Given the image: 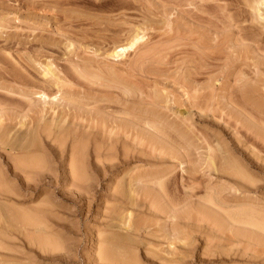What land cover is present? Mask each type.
Here are the masks:
<instances>
[{
    "label": "rangeland",
    "instance_id": "1",
    "mask_svg": "<svg viewBox=\"0 0 264 264\" xmlns=\"http://www.w3.org/2000/svg\"><path fill=\"white\" fill-rule=\"evenodd\" d=\"M121 1L123 2V5H122V3H120ZM130 1H132V0H128V2H127L128 6H126L127 3L125 4L124 0H0V102H1L0 103V114H2V116H4L6 118L5 119L4 117H2L0 115V118L2 117L1 119L3 120L2 121L0 119V124H2V127L0 125V128H3V130L0 129L1 130L0 132L1 133L4 132L5 128L7 129L5 131H8V130L10 131V129H12L11 130L12 132L10 131L11 132L10 137L12 138L13 135H15L12 138V140H13V139H15L16 136L18 137L19 134H23L24 131H25L24 135L27 133V131H28V133H30V131L32 129L34 131L35 130L34 128L37 126V124L40 127L44 126L48 123L49 124L51 123L53 125V127H52V125L50 124L51 125L50 128L53 129V130L52 129L50 130V132L52 131L51 136H50V134H51L50 132H46V131H42V130L39 131V135L37 134L38 136L41 135L40 137H38V139L39 138L40 139L39 140L37 139V141H39V143H40V145L38 143L39 147H41V146L42 147L40 149L41 152L38 151L39 153L34 152L35 151V149H34L33 154L35 156L32 154L33 148L32 149L29 148L31 150L30 152L28 149L27 150L24 149V151L15 153V152L10 151V147H8L9 144L6 145L5 147H3L2 144H0V171H1L0 174H1V176L3 175L2 179H4L3 183H5V187H7V186L11 187L12 186L11 188L12 189L14 188L13 190L16 189L14 193L15 194L18 193L16 195H17V197L19 196L18 197L19 199H17V198H16L17 200L15 199L16 204L13 203V205H15V207H12V208L15 209L16 205L18 204L17 206L19 208H16V209H19V210L22 209L23 210V207H24V209L27 210L30 207L29 204H32L31 207L29 208V209H32L35 206V204H36V206H39L40 204L42 205V203H43V202L42 203H39V202H41V201L47 202L48 201L50 204L47 203L46 205H48L49 207L52 206L51 207L52 210H50L49 212L53 213V214L51 213V215H49L50 217L49 216L48 217H49V220H51V222L54 223V225H55L54 227L57 230V231L55 230V233L53 235V238L55 237L56 238L55 240L57 242L56 243L57 246H55L56 250L46 251L45 253H43L42 256H41L42 253L41 254L37 253L35 256L32 254L34 252L32 251L31 248H27V249L25 248V250H24L22 244H21V247H19L20 246L19 245V246L12 248V249H10L9 247H4V248L2 247V249L0 250V258H2V259H0V261H5V262L4 263L1 262V263L2 264H29L28 262L30 261V264H104L107 261L99 260V258L96 255V248L98 245L97 244L98 241H96V240H98L97 236L98 237H105V236H109V234L112 235L114 233L115 234L113 236H115L119 233H122V232H120L121 229L119 227H117L118 217H119V214L120 215L124 214V212H126L129 209V211L132 213V221L134 223H136L138 221V219L140 220V217H141V221L145 220L146 216H147V218H149V219L145 220V221L149 222V224L147 225L148 228H146L147 230H145V227H144L143 228L144 230H142V231L140 230L138 235H139V238L140 237L141 238H140V240L138 239V245H136V247H134V249H133V247H128L129 248L128 249L125 244H123V246L126 248L122 247L121 241H119V243L117 241H115L113 243L115 244V246H117V244L118 245L120 244V246L122 247L121 248L119 246L121 249L118 247V249H120V252L124 253L126 251V253H124V254H126L127 256L129 254L132 255V257H134V259H136V260H134V262L136 261V264H139V263L140 264H160L162 262H164L162 264H188V263L189 264H246L247 262H248L247 264H257V263L258 264H264L263 263L264 257H262L263 252H264V249H263L264 247L261 248L263 245L261 242L259 243L257 241L255 244L253 243V246L254 245L256 246V247L255 246L253 247L254 250L257 248L255 251L258 252L259 250H261L259 252L260 253L262 252L261 253L262 256H260V259H258L259 257L256 259H252V258L250 259L248 256L247 257L243 256L244 257V259H243L242 255L240 253L241 251H243L241 249L246 244L243 239H242L243 241L241 239H239L240 242H238V240L236 238L234 239L231 237L232 239H230V238H228V234L225 231H224L225 233L224 232L221 233L222 236H220L221 231L217 230L218 235H216L215 231L217 228H214L215 226H212L211 222H207L205 220L207 222V223H205L203 221L202 217H200V216H197V217H199L197 219L199 221L195 220V222H194L195 225L194 224L190 225L191 222L193 223L194 217L197 218L195 216V214L197 215V212H196V210L194 212V209L197 208L199 205L198 200L199 199L202 200V198H206L208 196L205 192H208L206 189H209V191H210L209 187H212V184L214 185V187H213V189L211 188V190H213V192L211 191L210 194L214 195L212 197L217 202L221 201L224 203L225 200H227L225 202V205H231V204L234 205L236 203L238 204L239 202H240L239 204H241V203L246 202V201L247 202L248 201H254V202H258V203L264 205V203H263L264 202V169H263L264 164H261V160H262V163H264V159H262V158H264V134H261L260 131L255 130L253 128L252 129L249 128V130H247V129L245 130L244 126H246V125H248V127H251V126L249 124H247V122L244 123L245 120H243V122L241 119H240L241 122L237 121L236 120L237 116H236V114H234L236 112L235 111L236 103L238 104L237 108H239V103L242 102L243 104L246 103V105L244 104L243 106H240L241 110L244 108V106H246L248 109L247 110L245 107V110L243 109L244 111H246V110L251 111V109L254 107L253 108L254 111H251L253 116H256V118H257L260 115V117L258 119L262 118V120H264V117H263L264 116V114H263V112H264V96L263 95L264 94H262V92H264L263 87H262V90H260L261 87H253L255 91L257 90V92H255V91L252 92L250 90H247L246 89L247 87L242 88L241 84L243 83L242 81H244V80L242 78H240L241 76L239 75V73L240 74L244 73L245 74L244 76H249L248 78L251 77L252 82H254V83H252V85H256V86H258L259 84H262V86L264 85L263 84L264 64H262L264 62H262L263 60L260 56L257 57L258 55H256V50L258 49V47L259 48H260V46L264 47V45H263L264 44V40H263L264 39V34H263L264 28L261 26L262 24L258 22L260 20L257 21V19L254 17V14H252L253 12L248 8V6L251 4V1L253 3V0H229V2H228V0H214V1L213 0H206V1L205 0H181V1L180 0H178V1L177 0L176 1L175 0H171V1L170 0H142V1L137 0L139 3L138 2L136 3V1H132V2H130ZM146 1H147V3H146ZM237 1H240V2H238V4H237ZM245 1H247V6H246ZM130 3H131V5H129ZM182 3H183V5H182ZM244 3H245V6H244ZM181 5H182V7H181ZM214 5L216 8L214 7ZM201 6H203V7L201 8ZM126 7H129V9H126ZM200 8H201V10H199ZM208 8H209V10H208ZM220 9H222V10H220ZM105 10H107V11H105ZM175 10L176 11L178 10V11L176 12ZM179 10L180 11L182 10V11L180 12ZM200 11H202V12H200ZM203 11H206V12H203ZM213 14H215V15H213ZM169 16H170V18H169ZM247 17H248V20H247ZM93 19H95V20H93ZM196 19H198L199 21ZM232 21H234V22H232ZM253 21L255 23H253ZM243 23H244V25H243ZM250 24H252L253 27ZM141 25H143V26H141ZM254 25H258V26H254ZM132 26H133V28H132ZM240 26L245 27V28L241 29ZM137 27L141 30V33H142L141 35L143 37L142 41L140 43L141 44L140 48L137 47V49H135L134 52H133V50L129 51L126 55V59H125V57L122 59H118L119 61L120 60H122L123 62L125 61L126 65H125V63L122 64V61L119 62L118 60L113 61V59H109L106 54H109L111 52L112 49H110V48H114L117 46H126L125 44L127 43L129 36H131L130 34H132L133 33L132 31L137 29ZM246 28H248V29H246ZM132 29H134V30H132ZM99 30H101V31H99ZM125 30H127V31H125ZM239 32H241V33H239ZM162 34H163V36H162ZM241 34L243 36H241ZM180 35H181V37H180ZM200 35H201V37H200ZM257 35H259L260 37ZM240 36L246 37V38H241ZM238 37H239V39L241 38L242 41L241 40L236 41V39H238ZM243 39L244 40L246 39L245 40L246 42ZM148 40H149V43H148ZM116 42H119V43H116ZM181 42H182V44H181ZM67 43L68 44L71 43V44L68 45ZM209 43L211 46L209 45ZM151 44H153V45H151ZM259 44H260V46H259ZM114 45H116V46H114ZM161 45L163 47H161ZM165 47H168V48H165ZM146 48H149V49L146 50ZM160 49H162V50H160ZM207 49H209V50H207ZM109 50H110V52H109ZM154 50H156V51H154ZM198 50H199V52H198ZM262 50L264 51V48ZM97 51H99V52L97 53ZM174 52H176V53H174ZM136 53L140 55V59L142 57V59L139 60L140 64L138 62L136 63L134 71H133V69L130 71L129 68H126L127 70L124 69L125 67H127V62H130L131 59H133L134 57H136V59L139 58L138 57L139 55H137ZM197 53H200L201 55L197 54ZM260 53L261 52L259 51L258 54H260ZM98 54H99V56H98ZM188 54H190V55H188ZM261 54H263V53H261ZM148 55H149V57L147 58ZM104 57H106V58H104ZM181 57L183 58V60ZM256 58L257 59L259 58V59L256 60ZM108 60H109V62H111V61H113V62H111V64H110L108 62ZM133 60H135V58ZM160 60L162 63L160 62ZM165 60H166V62H165ZM176 60H178V61H176ZM115 61L117 63H115ZM179 61H181V62H179ZM141 62L143 63V65ZM145 62L147 64H145ZM199 63H200V66H199ZM257 63H258V65H257ZM77 64H79L80 67H77L78 66ZM80 64H82V65H80ZM91 64H92V66L94 64H96V65L93 67H90ZM112 64H114V65H112ZM137 64L139 65V67L137 66ZM99 65H100V67H99ZM103 65L107 66V67H105L106 69L104 68ZM194 65H196V66H194ZM202 65H203V67H202ZM101 66H102V69H101ZM116 66H117V68H115ZM85 67H86V69H85ZM87 67H89V68H87ZM94 67L98 71H96L94 69ZM98 67H99V69H97ZM112 67H113V69H111ZM136 67H138V68H136ZM44 68L49 70V72H50L49 76H51V74H52V76L54 78L53 77H51V78H53L54 81H52V79L49 76H46V79H48L46 81L44 73H42V72H44ZM238 68H240L241 70L239 71ZM40 69H42V70H40ZM83 69H84V71H83ZM107 69H110V70H108L105 74H103L104 73L103 70L105 71ZM258 69L259 70L261 69L260 72L258 71ZM71 70H72V72H71ZM79 70H80V72L83 71L82 73H85V75H84L85 77L83 76L82 73L79 72ZM94 70H95V72H94ZM120 70L121 71L124 70V71L121 72ZM125 70L129 71V72H126ZM139 70H141V72ZM161 70H162V72H161ZM174 70H176V72ZM189 70H191V72H189ZM66 71H67V73H66ZM74 71L75 72L78 71V72L75 73ZM109 71L112 73L110 75L111 78H109V73H110ZM114 72H119L120 74H118V73L115 74ZM124 72H126V73H124ZM132 72H134L135 74ZM256 72L259 74L258 76H257ZM123 73L126 75H123ZM131 73L133 74V76H131ZM235 73H236V76H235ZM87 74H89V75H87ZM92 74H94V75L92 76ZM250 74H251V76H250ZM97 75H98V77H97ZM113 75H114V77H113ZM116 75L118 76L119 79L115 78V77H117ZM187 75L190 76V78ZM237 75H238V77H237ZM105 76H107V78H109V79H107L109 81H106ZM120 76H122L123 78ZM255 76H257L259 78H256ZM260 76H262V78ZM88 77H89V79H88ZM180 77L182 78L180 84L181 83L182 84L179 87V86H177L179 84L175 85L174 83H179L178 81L180 80ZM236 77L238 79L240 78L241 83H239L240 81L237 82L238 79ZM14 78H15V80H14ZM95 78H97V79H95ZM130 78H133V79L128 80ZM134 78H135V80H134ZM159 78L164 79V80H160ZM125 79H127L125 82L122 81ZM173 79H176L175 80L176 82ZM183 79L185 80L184 82L188 84V85L186 84L187 86L185 85V83H183V81H182ZM253 79H255V81H253ZM260 79L262 80V83H261ZM55 80H56V82H57V80L58 81L60 80L61 83L60 82L59 83L61 84V87H60V84L55 85L52 83V82L55 83ZM118 80H120L121 82ZM50 81H51V83H50ZM112 81H114L117 85L113 84L114 82L112 83ZM66 83H67V85L63 86ZM122 83H125V84H122ZM144 83H146L147 85ZM194 83L200 87H195L196 85L193 86ZM68 84H71L72 87ZM102 84H103V87H102ZM133 84L134 85L137 84V85L133 86ZM140 84H142V85H140ZM189 84L193 88L192 87L190 88ZM112 85H113V87H112ZM156 85H157V87H155ZM240 85H241V87H240ZM62 86L64 88H62ZM236 86L238 88H236ZM6 87H7V89H2V88H6ZM9 87H11V88H9ZM159 87H161V88H159ZM239 87L241 88L240 90H239ZM14 88H16V89H14ZM71 88H72V90H71ZM96 88H98V89H96ZM194 88H198V89H194ZM10 89H11V91H10ZM20 89H22L21 92L19 91ZM54 89L57 90L58 92L62 91L61 93L65 94V95L62 94L63 95L62 96L61 93L56 92ZM82 89H84V90H82ZM166 89L169 92L166 91ZM188 89H190V91ZM243 89H245V90L243 91ZM23 90H24V94H23L24 97L19 96L23 93ZM42 90H43V92H46V96H52V94L53 95L60 94L58 96H60V97L62 96V98L65 96V99L66 98L68 99V97H69V98H71L70 100H72V102L66 103V102H69L66 100V102H62V104H63L62 105L61 101H60V103H50V101L48 102L46 100V103H44V102H42V99H38L40 97L39 93ZM128 90H130V91L132 90L131 94L129 93L130 91H128ZM191 90H192V92H194L195 90L196 91L194 93H192ZM204 90H207V91H204ZM237 90H239V91L236 93ZM29 91L32 93V94H30V99H29V93H30ZM33 91H35L36 95H34ZM183 91H184V93H182ZM203 91H204V93H203ZM260 91H262V92H260ZM7 92H10V93H7ZM53 92H56V93H53ZM78 92H80V93H78ZM85 92H87V93H85ZM94 92L96 94H94ZM171 92H172V94H171ZM190 92L192 93V95L194 94V96H192ZM247 92H249V93H247ZM124 93L125 94L129 93L130 95L129 94L125 95ZM187 93H189L188 99H187ZM195 93H197V95ZM198 93H200V95H198ZM250 93L252 96L250 95ZM236 94H238V95H236ZM113 95L117 96V97H114ZM128 95H129V97H128ZM160 95H162L164 97L166 95H168V96H166V98L163 97V99H161ZM195 95L198 98H196ZM243 95L246 97H244ZM247 95H249V96H247ZM253 95H254V97H253ZM5 96H6V98H5ZM8 96H10V97H8ZM27 96H28V98H26ZM239 96L241 97V99ZM172 97L175 99L173 100ZM16 98H18V99H16ZM20 98L23 100L21 101ZM105 98H106V100H105ZM144 98H147V99H144ZM159 98L161 99L162 102L159 101L160 100ZM178 98H180V99H178ZM214 98H215V101H214ZM244 98H245V100H244ZM26 99H28V100H26ZM65 99H64V101H65ZM73 99H74V103H73ZM156 99H159L158 101L160 103L158 101H156ZM198 99H200V100H198ZM239 99H240V101H239ZM246 99H248V100H246ZM153 100H155V101H153ZM177 100H178V103L176 102ZM193 100H195L194 103H193ZM14 101H16L17 104ZM30 101H32V102H30ZM172 101L176 102V104L174 102L172 103ZM198 101H200V103ZM237 101H239V102H237ZM244 101H246V102H244ZM189 102L190 103L192 102V103L190 104ZM233 102H235V103H233ZM64 103H66V104H64ZM150 103H153L154 105L150 104ZM206 103H207V105H206ZM242 103L240 105H242ZM53 104H55V105H53ZM60 104L62 107L61 106L59 107ZM198 104H199V107H198ZM248 104H250V105H248ZM147 105H148V107H147ZM233 105H234V108L232 107ZM1 106H3V107H1ZM105 106L106 107L108 106V107L106 108ZM216 106H218V107H216ZM51 107H53V108H51ZM70 107H71V109H70ZM122 107H124V108H122ZM92 108H94V109L92 110ZM96 108H98V109H96ZM115 108L120 109L122 112L124 110L125 111L124 114H126L128 112L129 113L134 112V114H136V116H138V120H139V118H141L143 120L142 121L140 119L141 120L140 122L143 124H144L145 119L151 120L152 123H154V121L156 122L157 121L156 119L162 120L161 123L165 122V123H162V126L158 124L160 120H158L156 123L160 127H162L163 132L166 133V137L168 136L170 139L168 138L167 141L165 139V141L163 140V142L160 140L164 136L161 139H160V136H158V137L155 136V138L156 137L159 138V141L156 139H154L155 141H153L152 140L153 138L151 140H149V138H147L145 136H144L145 138L143 137V139H142L141 135H143V134L136 136V139H135V134H133L134 132L131 133L130 131H128V132H130L131 135L129 133L128 137H127V135L125 136V134H128L127 131L126 132L124 131L126 128L125 126H127L128 122L124 121V123H126V125H125L122 122L123 120L121 121V123L124 124V126L121 125L124 127V129L122 127L121 128L119 127L120 130H118L119 129V128H117L118 125H117V127H114V126H116V122L115 123L113 122V120H114L113 117L119 118L120 117L119 115H121V116L123 115V113L122 114L120 113L121 112L120 110L118 111ZM144 108H146V109H144ZM191 108H193V109H191ZM50 109H52V110H50ZM151 109H156L157 112L154 110H151ZM217 109H219V110H217ZM42 110H44V112ZM212 110H214V111H212ZM260 110L263 112H261ZM51 111H53V114ZM102 111H103V113H102ZM255 111H256V113H255ZM71 112H73V113H71ZM75 112H76V114H75ZM153 112L154 113L156 112V113L154 114ZM159 112H160V114H159ZM200 112H201V114H200ZM253 112L257 115H255ZM54 113H55V116H54ZM248 113H250V112H248ZM260 113L263 114V116ZM186 114H188V116ZM183 115H184V119H182ZM49 116H51V117H49ZM88 116H90V117H88ZM178 116H180V117H178ZM43 117H44V119H43ZM99 117H101V118H99ZM170 117L171 118L174 117V118L171 119ZM61 118L64 119L65 124H63L64 122L61 121L62 120ZM52 120H54V121H52ZM45 121H46V124H44ZM51 121L54 123H52ZM56 121H58L57 122L58 125H57ZM193 121H194V123H193ZM167 122H168V125H166V126L163 125V124H167ZM236 122H237V124H236ZM21 123L24 124L23 127L19 126V125H21ZM39 123H40V125H39ZM67 123H68V125H67ZM77 123H79V124H77ZM183 123L187 125L186 128H185L186 125H184ZM188 123L189 124L191 123V124L189 125ZM86 124L89 126H87ZM90 124H92V125H90ZM50 125H48V126H50ZM141 125L142 124H140V126H139L140 130L142 128ZM170 125H173V126L170 128ZM242 125H243V129L241 127ZM78 126H80V127L78 128ZM195 126H197V127H195ZM62 127H64L63 129L68 130L70 133L72 131L73 132L70 135H67V136L63 135L61 137V134L58 133L57 128H61V130H63ZM68 127H70V128H68ZM98 127H100V128H98ZM107 127H109V128H107ZM235 128H237V129H235ZM14 129H15V131H14ZM54 129H56V130H54ZM105 129H106V131L108 129V131L106 132ZM186 129H188V130H186ZM192 129H193V131H192ZM122 130H123V132H122ZM140 130H138V131H140ZM88 131H89V133L91 132L90 133L91 135L88 133ZM247 131H248V133H247ZM256 131L259 132V134H261V136L259 135V138H258ZM55 132H56L55 135H57V133L59 134L58 135V136H60L59 138L54 135ZM168 132H169L170 136H169V134L167 135ZM42 133H44V134H42ZM48 133H49V135H48ZM141 133H142V131H141ZM252 133H254L255 135ZM72 134L73 135L75 134L74 137H72ZM82 134H84V135H82ZM86 134H88V135L86 136ZM144 135H146V134L144 133ZM65 136L67 138L68 137L69 138L64 141ZM75 136H76V138H75ZM130 136L134 137L135 140L133 138H131ZM146 136H148V135H146ZM184 136H186V137H184ZM234 136H235V138H234ZM137 137L138 138L140 137L139 140H137L138 139ZM149 137H150V135H149ZM60 138H62L61 140L64 143V145L61 142ZM88 138H89V140H87V143H85L86 139H88ZM239 138H241V139H239ZM71 139H72V142H71ZM103 139H105V140H103ZM108 139L110 141H107ZM112 139H113V141H112ZM172 139L175 140L177 144L176 143L173 144L175 141H173ZM73 140H74V143H73ZM133 140H134V142H132ZM207 141L209 143H207ZM151 142L153 145L151 144ZM190 142H191V144H190ZM0 143H2V142H0ZM56 143H57V145H56ZM84 143L86 145L87 144L88 145L87 146L85 145V147H84ZM137 143H140V144H137ZM75 144H77V145H75ZM148 144L151 146H149ZM206 144H208L207 146L209 147V149H210V147L213 148V149H210L212 151H210L208 149ZM119 145H121V147ZM130 145H132V146H130ZM175 145L178 147H176ZM218 145H220L221 147ZM71 146H74V147L71 148ZM185 146H187V147H185ZM83 147L85 150H83ZM245 147L246 148L248 147V148L245 149ZM68 148H70V149H68ZM106 148H107V150H106ZM92 149H94L95 151ZM159 149H160V151H159ZM68 150H70V151H68ZM72 150H73V152H72ZM199 150H200V152H199ZM222 150L223 151L226 150V152H227L226 154H227V156L231 157V161L228 162L230 159L229 158L228 161L225 162V164L223 162L224 165L223 164H217L216 165L217 162H215L216 166L215 165L209 166V163L207 162V157H206L208 155V153L211 152L212 154L213 153L219 154ZM76 151L78 152V154L76 153ZM112 151H114V152H112ZM125 151H126V153H125ZM173 151H174V153L177 152L178 154H180L182 152L185 153V155L183 153L180 154V155H183L182 156L183 160L185 159L184 160L185 163L183 164L184 166H182V167L179 166V162H177V159L172 158L174 156V155H172ZM178 151H180V153ZM207 151H209V152H207ZM213 151H215V152H213ZM223 151L221 152L222 154L224 153ZM142 152L144 155L142 154ZM187 152L189 154H187ZM29 153H31L32 155ZM70 153L72 154L73 157L71 156ZM74 153H76V156ZM107 153H109V154H107ZM20 154L22 156H27V157H22ZM52 154H54V155H52ZM60 154H61V156H60ZM141 154H142V156H141ZM151 154H153V155H151ZM176 154L174 157H177L179 159L180 156L178 157V154L177 155ZM10 155H13V156H11V158H9ZM28 155H30V157H31L30 159L33 161L34 164L36 163V165H37V163H38V166L34 165L32 163V161L30 162ZM123 155H125V156H123ZM189 155L192 157H190ZM16 156H19V158H21L22 160L24 158L29 159V160L26 159L29 162L28 166L31 169V171H30V169L27 170V172H28L27 175H29V176L31 175L29 177V179H30L29 181L32 180L30 183H28L29 185L26 184V180L24 178V175L18 176V180H20L22 182H20V181L17 182V180L14 178V176L12 174L13 173V165L9 159L16 160L18 158ZM217 156H219V155H217ZM255 156L258 158V160ZM14 157L16 159H14ZM148 157H150V158H148ZM259 157H260V159H259ZM32 158H34V159H32ZM41 158H42V161H39ZM186 158H187V160H186ZM21 159H19V160H21ZM190 159H191V161H190ZM253 159H254V161H252ZM103 160L105 162H103ZM215 160L216 161L218 160V162H219L220 159L216 158ZM77 161H79V162H77ZM82 161H83V163H82ZM233 161L235 162L234 165H232ZM257 161H258V164L256 163ZM41 163L43 164V166L45 165L44 169L47 168V171L44 169H40ZM199 163H201V164H199ZM236 163L238 165L241 164L240 165L241 167L243 166L241 168V170L243 171L244 177H246V178H245V181H242V182L245 185H243L242 182L238 183L239 181H236L237 178L233 179L230 176V175H235V172L238 171L237 168L234 169V167H236ZM100 164H102V165H100ZM113 164H115V165H113ZM69 165L70 166L73 165V166H71L72 168L69 167ZM82 165H83V167H82ZM23 166L24 165H22V168H24ZM221 166L223 168L224 167H227V168L223 170ZM18 167H19V165H18ZM36 167L39 170L34 169ZM217 167H219V168H217ZM20 168H21V166H20ZM70 168L71 169L74 168V169L71 170ZM246 168H247V170H246ZM26 169H28V168H26ZM69 169L71 171H73V173L70 172ZM98 169L101 170V172ZM233 169H234V171L232 174L231 170H233ZM42 170H43V172H42ZM18 171H17V174L18 173L20 174V172H18ZM29 171L31 173H29ZM83 171H84V174L82 173ZM184 171H186V172H184ZM192 171H194V172H192ZM77 172H78V174H77ZM126 172H128V173H126ZM214 172H216V173L214 174ZM34 173H35V175H34ZM222 173H223V175H222ZM71 174L75 175V178H73ZM76 175H77V178H76ZM236 175H238V172ZM78 176H80L81 178ZM70 177H72V178H70ZM84 178L86 179L85 182H84V180H85ZM211 178H212V182H210ZM53 179H55V180H53ZM115 180H116V182L118 181V183H115ZM125 180H127V181H125ZM135 180L136 181L140 180L139 183L142 182V183H140L141 185L137 182L138 186H136ZM161 180H164V181H161ZM246 180H247L248 184H247ZM23 181H25V182L23 183ZM39 181H41V182H39ZM113 181H114V183H113ZM157 181H159L160 184L157 183ZM187 181H189V182H187ZM233 181H236L240 185L239 191H238L237 187H235L237 190L236 189L233 190V191L236 190V194H237L236 196L238 197V199H237V197L234 198V196H235L234 192H232L233 194H229L231 192L229 186H231V183ZM131 182H133L132 184L135 187L133 185H131L130 190L133 191L135 189V191H136L138 188V190L136 192L132 193V191L131 192L129 191L128 188H129ZM134 182H135V184H134ZM144 182H145L144 187L146 185V187H145L146 189L143 187ZM181 182H182V185H181ZM119 183H121V184H119ZM199 183H201V184H199ZM207 183H209V184L207 185ZM250 183H251V185L249 186ZM1 184L2 183H0V185ZM32 185H33L34 190L32 189ZM119 185L122 187L124 186V187L122 188ZM147 185H148V187H147ZM152 185H153V187H152ZM191 185H193V186H191ZM199 185L202 187H200ZM3 187L4 186H0V188H3ZM125 187H127V188H125ZM140 187L143 188V190ZM191 187H194V189H191ZM203 187H205V188H203ZM152 188L154 191L152 190ZM164 189H165V191H164ZM189 189H191V190H189ZM117 190L118 191H120V190L124 191V193L122 195H120L121 193L120 194L116 193V192H118ZM220 190H224V191H220ZM163 191H164V194H163ZM191 192L192 193L194 192L193 193L194 195L191 194ZM125 193H126V195H125ZM147 193L150 194V196L148 195L149 197H151V194L153 195L151 197V198H153L152 201H154V200L158 201V199H159L160 200L159 206H161L160 208L162 209V206L164 205L163 206L164 210H160V208L154 210V208H156V206H158L156 201L153 202V203H156V205L153 204L154 207H150V209H151L150 210L148 206H151L152 204L151 203H150L151 205L147 204V203H149V201L147 200V198H148ZM155 194H157L158 196H156ZM185 194H189L188 196H190V195L196 196V197H193L194 199L193 198L191 199L192 200L191 206L193 209L191 210L192 212L188 216V218L189 217L193 218V220L186 218L187 219V221H186V219H184L185 222H188V223H184L185 224L184 225V224H182L184 221L183 219H182L183 221L182 220L180 221V219L179 220L178 219L172 220L170 218L166 219L165 216L168 217L166 212L169 209V207H167V206L170 204L171 200L173 201L171 203H174L175 202L174 200H176V202H177V199L179 200L181 197L183 198V196L187 197V195H185ZM154 195L158 199H155L156 197ZM167 195H169L168 199L165 197ZM161 197L163 199L164 198L165 199L162 200ZM175 197H180V198L176 199ZM239 197H241V199ZM40 198H41V201L39 200ZM44 198H45V200H44ZM134 199H135V201L137 200L136 203H135V201H133ZM148 199L150 200V198H148ZM255 200H259V201H255ZM163 201H165V204ZM129 202L130 203L132 202L134 205L133 204L130 205ZM227 202H229V203H227ZM2 203H4V202H2ZM9 203L5 202L6 206L11 207L12 202L10 203L11 205ZM120 204H122L125 209ZM128 204H129V206H127ZM135 204L137 206L138 205L139 206L136 207ZM166 204H167V206H166ZM107 205H108V207H107ZM114 206H116V208ZM130 206L131 207L133 206V209L130 208ZM20 207H22V208H20ZM118 207L120 209H118ZM53 208H55V209H53ZM112 208H113V210H112ZM44 209H45V207H44ZM121 210H123V211H121ZM105 212H107V213H105ZM116 212L118 215L116 214ZM149 213H150V215H149ZM164 213H166V214L164 215ZM54 214L57 216L55 217ZM191 214H193V216H191ZM138 216H140V217H138ZM137 217H138V219H137ZM116 218H117V220H116ZM154 218H155V220H154ZM112 219L115 222L112 221ZM156 219H159V220H156ZM170 220H172L173 222ZM55 221H56V223H55ZM176 221H179L178 222L179 224L178 223L176 224ZM110 222H113V223H110ZM138 222H140V221H138ZM148 222H145L144 225H146ZM171 223L173 224V226L176 224L174 226L175 228L172 226ZM197 223H199V224L197 225ZM208 223H210V224L207 225ZM106 224H107V226H106ZM155 224L157 227L156 226L154 227ZM177 225H180L179 227L182 226L181 231H179L180 228ZM183 225H184V227L186 226V228H185L186 230L184 229ZM206 225H207L208 229H207ZM108 226H109V228H107ZM162 226H164L165 229H163ZM91 227L93 230L91 229ZM166 227H167L168 231L166 230ZM171 227H172V230H175L176 233H177V231H179L178 234H180V235H178V236H179V238H181V241L183 240V238L181 236L183 229L185 230V232L182 233V235L184 234L183 235L184 237L186 236L185 233H187L188 230H190V229H191V231H189V232L191 233V235H190V233H187V235H190V236H189V238H188V236H186L185 240H186V238H187V240L183 241L182 243L179 240H177V241L174 240L175 241L174 242L173 241L174 235H177V234L175 232L172 233V231L169 230ZM197 227H198V229H197ZM69 228H70V230H69ZM153 228H155V229H153ZM178 228H179V230H178ZM210 228H211V231H210ZM108 229L114 230V231L112 232ZM212 229H215V231H213ZM168 232L171 235H169ZM163 233H165V234H163ZM207 233L209 234V236H211L210 239L213 237L209 241H206V238L209 237V236L208 237L206 236ZM55 235H58L59 238ZM100 235H102V236H100ZM119 235H121V234H119ZM119 235H117V236L120 237ZM166 236L169 239H167ZM12 238H13V236H12ZM220 238H222L223 240L221 239L222 240L221 241ZM227 238L230 240H228ZM59 239L63 240V241H59ZM64 239H66V240H64ZM218 240H220V242ZM171 241L173 243L172 247L169 246ZM223 241H225V242H223ZM232 241H234V242H232ZM59 242L61 243L60 245L63 244L62 247L59 245ZM226 242L227 243L230 242L234 246L231 247V244H230V247L229 246L225 247L224 245H227ZM152 243L154 244V246ZM189 243H192L193 245L189 244ZM237 243L240 246L237 245ZM166 244H168V245H166ZM184 244L186 246H190V245L191 246L186 247V246H184ZM216 244H218V245H216ZM260 244H262V245L260 246ZM221 245H222L221 249H224V254H223V250L220 249ZM250 245L251 244H248L247 247H249L250 249H253V248H251L252 246H250ZM245 247H246V245H245ZM57 248H59V249H57ZM185 248H187V249H185ZM205 248H207V249L203 250ZM230 248H232V249H230ZM126 249H128V250H126ZM155 249H156V251H155ZM171 249H173V251ZM175 249H176V251H175ZM226 249L228 250V252L226 251ZM250 249H247V253L252 251V250L250 251ZM58 250H61L62 252L58 251ZM230 250H232V251H230ZM237 250H238V252H237ZM245 250L246 249H244V251ZM165 251H167V252H165ZM218 251H222V255H224L225 257L228 254L229 255L227 256V258H225ZM225 251L228 254L225 255V253H226ZM24 252H25V254H24ZM47 252H49V253H47ZM52 252H54V253H52ZM159 252H161V253H159ZM170 252L174 253V254L172 255ZM234 252H235V254H234ZM60 253H61V255H60ZM148 253H150V254L147 256ZM257 254L260 255L259 253H257ZM231 255H233L235 258L233 256L231 257ZM39 256H41V257H39ZM46 256H48V257H46ZM238 257H240V258H238ZM241 257H242V259H241ZM37 258H40L42 260L37 259ZM229 258H230V261L232 260L231 262L229 261ZM233 258L237 261H235ZM3 259H5V260H3ZM34 259H36V262ZM32 260H33V262H32ZM220 260H222L223 262ZM240 260H242V261H240ZM10 261H11V263H10ZM7 262H9V263H7ZM108 263L111 264L110 262H108ZM108 263H106V264H108ZM112 264H116V263L113 262ZM117 264H120V263H117Z\"/></svg>",
    "mask_w": 264,
    "mask_h": 264
},
{
    "label": "bare ground",
    "instance_id": "2",
    "mask_svg": "<svg viewBox=\"0 0 264 264\" xmlns=\"http://www.w3.org/2000/svg\"><path fill=\"white\" fill-rule=\"evenodd\" d=\"M126 1V2H125ZM132 1H136V3L138 2L137 0H132ZM132 1H130V2H132ZM142 1V0H141ZM171 1V0H170ZM176 1V0H175ZM178 1V0H177ZM181 1V0H180ZM206 1V0H205ZM214 1V0H213ZM18 2V1H17ZM119 2V1H118ZM128 2V0H124V3L126 4ZM157 2V1H156ZM159 2V1H158ZM174 2V1H173ZM198 2V1H197ZM201 2V1H200ZM224 2V1H223ZM228 2H229V0H228ZM234 2V1H233ZM232 2V3H233ZM238 2H240V1H237V4H238ZM244 2V1H243ZM246 2V6H247V1H245ZM114 3V2H113ZM120 3H122V5H123V2L121 1ZM135 3V2H134ZM139 3V2H138ZM146 3H147V1H146ZM208 3V2H207ZM242 3V2H241ZM142 4V3H141ZM153 4V3H152ZM175 4V3H174ZM206 4V3H205ZM56 5V4H55ZM129 5H131V3L129 4ZM133 5V4H132ZM136 5V4H135ZM170 5V4H169ZM182 5H183V3H182ZM182 5H181V7H182ZM185 5V4H184ZM229 5V4H228ZM126 6H128V3H127V5ZM206 6V5H205ZM204 6V7H205ZM213 6V5H212ZM225 6V5H224ZM234 6V5H233ZM244 6H245V3H244ZM173 7V6H172ZM203 6H201V8H202ZM211 7V6H210ZM214 7H215V5H214ZM120 8V7H119ZM141 8V7H140ZM157 8V7H156ZM164 8V7H163ZM184 8V7H183ZM201 8L199 9V10H201ZM216 8V7H215ZM248 8L253 12L252 14H254V17L257 19V21L258 20H260V21H258L259 23H261L260 25L264 28V0H253V3H252V1H251V4L248 6ZM263 8V9H262ZM126 9H129V7H126ZM133 9V8H132ZM144 9V8H143ZM188 9V8H187ZM191 9V8H190ZM219 9V8H218ZM225 9V8H224ZM246 9V8H245ZM131 10V9H130ZM136 10V9H135ZM145 10V9H144ZM197 10V9H196ZM208 10H209V8H208ZM220 10H222V9H220ZM105 11H107V10H105ZM176 11V10H175ZM178 11V10H177ZM176 11V12H177ZM180 11V10H179ZM182 11V10H181ZM180 11V12H181ZM224 11V10H223ZM250 11V12H251ZM130 12V11H129ZM133 12V11H132ZM200 12H202V11H200ZM203 12H206V11H203ZM247 12V11H246ZM245 12V13H246ZM172 13V12H171ZM179 13V12H178ZM191 13V12H190ZM189 13V14H190ZM87 14V13H86ZM139 14V13H138ZM164 14V13H163ZM199 14V13H198ZM204 14V13H203ZM211 14V13H210ZM125 15V14H124ZM147 15V14H146ZM186 15V14H185ZM192 15V14H191ZM213 15H215V14H213ZM241 15V14H240ZM239 15V16H240ZM246 15V14H245ZM251 15V14H250ZM118 16V15H117ZM134 16V15H133ZM166 16V15H165ZM223 16V15H222ZM114 17V16H113ZM178 17V16H177ZM202 17V16H201ZM244 17V16H243ZM150 18V17H149ZM169 18H170V16H169ZM186 18V17H185ZM195 18V17H194ZM101 19V18H100ZM143 19V18H142ZM163 19V18H162ZM173 19V18H172ZM181 19V18H180ZM239 19V18H238ZM246 19V18H245ZM254 19V18H253ZM255 19V20H256ZM93 20H95V19H93ZM106 20V19H105ZM104 20V21H105ZM108 20V19H107ZM178 20V19H177ZM196 20H198V19H196ZM247 20H248V17H247ZM252 20V19H251ZM103 21V20H102ZM137 21V20H136ZM199 21V20H198ZM242 21V20H241ZM77 22V21H76ZM232 22H234V21H232ZM81 23V22H80ZM113 23V22H112ZM167 23V22H166ZM177 23V22H176ZM228 23V22H227ZM240 23V22H239ZM253 23H255L254 21H253ZM116 24V23H115ZM128 24V23H127ZM179 24V23H178ZM93 25V24H92ZM237 25V24H236ZM243 25H244V23H243ZM251 26H252V24H250ZM121 26V25H120ZM141 26H143V25H141ZM227 26V25H226ZM229 26V25H228ZM254 26H258V25H254ZM96 27V26H95ZM119 27V26H118ZM153 27V26H152ZM230 27V26H229ZM241 27V26H240ZM253 27V26H252ZM261 27V28H262ZM132 28H133V26H132ZM141 28V27H140ZM175 28V27H174ZM173 28V29H174ZM242 28H245V27H241V29ZM142 29V28H141ZM236 29V28H235ZM240 29V28H239ZM246 29H248V28H246ZM128 30V29H127ZM127 30H125V31H127ZM132 30H134V29H132ZM131 30V31H132ZM144 30V29H143ZM180 30V29H179ZM238 30V29H237ZM260 30V29H259ZM264 30V29H263ZM99 31H101V30H99ZM106 31V30H105ZM104 31V32H105ZM122 31V30H121ZM177 31V30H176ZM182 31V30H181ZM108 32V31H107ZM133 33L132 34H130L131 36H129V38H128V40H127V43L125 44L126 46H117V47H114V46H116V45H114L113 47L114 48H110V49H112L111 50V52H110V50H109V54H106L107 55V57L109 58V59H113V61L114 60H118V59H122V58H124L125 57V59H126V55H127V53L129 52V51H131V50H133V52H134V50L135 49H137V47H139L140 48V43H141V41H142V33H141V30L137 27V29H135L134 31H132ZM161 32V31H160ZM175 32V31H174ZM261 32V31H260ZM123 33V32H122ZM131 33V32H130ZM166 33V32H165ZM168 33V32H167ZM179 33V32H178ZM239 33H241V32H239ZM262 33V32H261ZM161 34V33H160ZM264 34V33H263ZM70 35V34H69ZM178 35V34H177ZM182 35V34H181ZM181 35H180V37H181ZM193 35V34H192ZM162 36H163V34H162ZM161 36V37H162ZM241 36H243L242 34H241ZM240 36V37H241ZM246 36V35H245ZM257 36H259V35H257ZM262 36V35H261ZM172 37V36H171ZM200 37H201V35H200ZM248 37V36H247ZM255 37V36H254ZM260 37V36H259ZM258 37V38H259ZM160 38V37H159ZM168 38V37H167ZM184 38V37H183ZM192 38V37H191ZM241 38H246V37H241ZM241 38L239 39V37H238V39H236V41H238V40H241ZM101 39V38H100ZM164 39V38H163ZM204 39V38H203ZM262 39V38H261ZM84 40V39H83ZM126 40V39H125ZM124 40V41H125ZM146 40V39H145ZM157 40V39H156ZM155 40V41H156ZM159 40V39H158ZM199 40V39H198ZM244 40V39H243ZM246 40V39H245ZM244 40V41H245ZM248 40V39H247ZM264 40V39H263ZM153 41V40H152ZM203 41V40H202ZM209 41V40H208ZM242 41V40H241ZM243 41V42H244ZM249 41V40H248ZM122 42V41H121ZM126 42V41H125ZM207 42V41H206ZM246 42V41H245ZM116 43H119V42H116ZM148 43H149V40H148ZM147 43V44H148ZM172 43V42H171ZM175 43V42H174ZM202 43V42H201ZM238 43V42H237ZM240 43V42H239ZM242 43V42H241ZM260 43V42H259ZM68 44V43H67ZM71 44V43H70ZM70 44H68V45H70ZM181 44H182V42H181ZM263 44V43H262ZM121 45V44H120ZM151 45H153V44H151ZM172 45V44H171ZM204 45V44H203ZM209 45H210V43H209ZM242 45V44H241ZM240 45V46H241ZM264 45V44H263ZM66 46V45H65ZM150 46V45H149ZM178 46V45H177ZM180 46V45H179ZM194 46V45H193ZM196 46V45H195ZM202 46V45H201ZM207 46V45H206ZM211 46V45H210ZM259 46H260V44H259ZM161 47H163L162 45H161ZM169 47V46H168ZM168 47H165V48H168ZM258 47V46H257ZM138 48V49H139ZM160 48V47H159ZM195 48V47H194ZM199 48V47H198ZM264 47H261L260 46V48L258 47V49L256 50V55H258L257 57H261L262 58V62H264V51L262 50ZM147 49H149V48H146V50ZM69 50V49H68ZM145 50V49H144ZM145 50V51H146ZM160 50H162V49H160ZM174 50V49H173ZM207 50H209V49H207ZM245 50V49H244ZM262 50V51H261ZM72 51V50H71ZM70 51V52H71ZM154 51H156V50H154ZM168 51V50H167ZM177 51V50H176ZM180 51V50H179ZM186 51V50H185ZM204 51V50H203ZM259 51L261 52V53H263V54H258L259 53ZM78 52V51H77ZM99 51H97V53H98ZM139 52V51H138ZM137 52V53H138ZM190 52V51H189ZM198 52H199V50H198ZM136 53V54H137ZM143 53V52H142ZM155 53V52H154ZM174 53H176V52H174ZM187 53V52H186ZM185 53V54H186ZM192 53V52H191ZM195 53V52H194ZM76 54V53H75ZM84 54V53H83ZM96 54V53H95ZM101 54V53H100ZM151 54V53H150ZM182 54V53H181ZM197 54H200V53H197ZM248 54V53H247ZM137 55H139V54H137ZM154 55V54H153ZM174 55V54H173ZM188 55H190V54H188ZM201 55V54H200ZM98 56H99V54H98ZM136 56V55H135ZM199 56V55H198ZM83 57V56H82ZM129 57V56H128ZM127 57V58H128ZM131 57V56H130ZM139 58H137L136 59V57H134L135 58V60H133V59H131V61L130 62H127V67H125L124 69H126V68H129L130 69V71L133 69V71H134V68H135V65H136V63L138 62L139 63V60H141L142 59V57H141V59H140V55L138 56ZM149 57V55L147 56V58ZM186 57V56H185ZM191 57V56H190ZM104 58H106V57H104ZM103 58V59H104ZM177 58V57H176ZM182 58V57H181ZM248 58V57H247ZM84 59V58H83ZM129 59V58H128ZM144 59V58H143ZM150 59V58H149ZM164 59V58H163ZM209 59V58H208ZM259 59V58H258ZM257 58H256V60H258ZM100 60V59H99ZM106 60V59H105ZM133 60V61H132ZM152 60V59H151ZM167 60V59H166ZM166 60H165V62H166ZM174 60V59H173ZM182 60H183V58H182ZM255 60V59H254ZM253 60V61H254ZM255 60V61H256ZM77 61V60H76ZM101 61V60H100ZM111 61V60H110ZM113 61H111V62H113ZM119 61V60H118ZM122 60H120L119 62H121ZM127 61V60H126ZM129 61V60H128ZM176 61H178V60H176ZM192 61V60H191ZM12 62V61H11ZM88 62V61H87ZM108 62H109V60H108ZM107 62V63H108ZM111 62H109L110 64H111ZM118 62V63H119ZM151 62V61H150ZM160 62H161V60H160ZM179 62H181V61H179ZM184 62V61H183ZM260 62V61H259ZM258 62V63H259ZM82 63V62H81ZM115 63H117L116 61H115ZM114 63V64H115ZM123 63H125V65H126V62L124 61H122V64ZM142 63V62H141ZM162 63V62H161ZM177 63V62H176ZM196 63V62H195ZM226 63V62H225ZM258 63H257V65H258ZM39 64V63H38ZM44 64V63H43ZM86 64V63H85ZM93 64V63H92ZM92 64H91V66L90 67H93V66H95L96 64H94L93 66H92ZM114 64H112V65H114ZM120 64V63H119ZM118 64V65H119ZM140 64V63H139ZM145 64H147L146 62H145ZM150 64V63H149ZM178 64V63H177ZM180 64V63H179ZM262 64H264V63H262ZM78 66L77 67H80L79 66V64H77ZM80 65H82V64H80ZM142 65H143V63H142ZM155 65V64H154ZM159 65V64H158ZM166 65V64H165ZM181 65V64H180ZM214 65V64H213ZM256 65V66H257ZM260 65V64H259ZM84 66V65H83ZM104 66V65H103ZM137 66L139 67V65L137 64ZM163 66V65H162ZM183 66V65H182ZM188 66V65H187ZM194 66H196V65H194ZM199 66H200V63H199ZM225 66V65H224ZM227 66V65H226ZM261 66V65H260ZM41 67V66H40ZM43 67V66H42ZM70 67V66H69ZM97 67V66H96ZM99 67H100V65H99ZM99 67L97 68V69H99ZM105 67H107V66H104V68ZM114 67V66H113ZM113 67L111 68V69H113ZM119 67V66H118ZM121 67V66H120ZM123 67V66H122ZM138 67H136V68H138ZM141 67V66H140ZM168 67V66H167ZM202 67H203V65H202ZM255 67V66H254ZM87 68H89V67H87ZM103 68V69H104ZM110 68V67H109ZM115 68H117V66L115 67ZM114 68V69H115ZM142 68V67H141ZM178 68V67H177ZM207 68V67H206ZM228 68V67H227ZM257 68V67H256ZM263 68V67H262ZM43 69V68H42ZM42 69H40V70H42ZM71 69V68H70ZM77 69V68H76ZM85 69H86V67H85ZM91 69V68H90ZM94 69H95V67H94ZM101 69H102V66H101ZM106 69V68H105ZM140 69V68H139ZM156 69V68H155ZM165 69V68H164ZM239 69V71L241 70L240 68H238ZM73 70V69H72ZM72 70H71V72H72ZM96 70V69H95ZM95 70H94V72H95ZM108 70H110V69H107V70H103V74H105ZM127 70V69H126ZM125 70V71H126ZM138 70V69H137ZM203 70V69H202ZM231 70V69H230ZM251 70V69H250ZM261 70V69H260ZM260 70L258 69V71L260 72ZM264 70V69H263ZM83 71H84V69H83ZM82 71V72H83ZM96 71H98V70H96ZM121 71V70H120ZM119 71V72H120ZM124 71V70H123ZM123 71H121V72H123ZM140 72H141V70H139ZM175 72H176V70H174ZM173 71V72H174ZM179 71V70H178ZM75 72V71H74ZM78 71H76L75 73H77ZM79 72H80V70H79ZM82 72H80V73H82ZM100 72V71H99ZM110 72V71H109ZM119 72H114L115 74L116 73H118V74H120ZM126 72H129V71H126ZM126 72H124V73H126ZM152 72V71H151ZM161 72H162V70H161ZM172 72V71H171ZM189 72H191V70H189ZM193 72V71H192ZM237 72V71H236ZM243 72V71H242ZM255 72V71H254ZM42 73H44V76H45V79H46V76H49L50 75V72H49V70H47V69H45L44 68V72H42ZM65 73V72H64ZM66 73H67V71H66ZM88 73V72H87ZM93 73V72H92ZM123 73V75H126V74H124ZM132 73H134V72H132ZM131 73V76H133V74ZM154 73V72H153ZM159 73V72H158ZM179 73V72H178ZM83 74V76L85 75V73H82ZM95 74V73H94ZM94 74H92V76L94 75ZM97 74V73H96ZM99 74V73H98ZM112 73L110 72L109 73V78H111L110 77V75H111ZM135 74V73H134ZM146 74V73H145ZM155 74V73H154ZM167 74V73H166ZM175 74V73H174ZM256 74H257V76L259 75L257 72H256ZM69 75V74H68ZM81 75V74H80ZM87 75H89V74H87ZM91 75V74H90ZM107 75V74H106ZM128 75V74H127ZM148 75V74H147ZM168 75V74H167ZM196 75V74H195ZM201 75V74H200ZM239 75L241 76H239L240 78H242L244 81H242L243 83L241 84L242 85V88L244 87H247L246 89L247 90H250V91H252V92H254L255 90H254V88L253 87H261V89L260 90H262V87H263V90H264V85L262 86V84H259L258 86H256V85H252V83H254V82H252V78L250 77V78H248L249 76H244L245 74L244 73H239ZM254 75V74H253ZM66 76V75H65ZM108 76V75H107ZM107 76H105V78H106V81H109V80H107V79H109V78H107ZM117 76V75H116ZM188 76V75H187ZM235 76H236V73H235ZM250 76H251V74H250ZM257 76H255L256 78H259V77H257ZM50 78L51 77H53L52 76V74H51V76H49ZM78 77V76H77ZM85 77V76H84ZM97 77H98V75H97ZM113 77H114V75H113ZM120 77H122V76H120ZM125 77V76H124ZM130 77V76H129ZM182 77V76H181ZM180 77V80L178 81L179 83H174L175 85H177V84H179V85H177V86H179L180 87V85L182 84H180V82H181V78ZM184 77V76H183ZM189 78H190V76H188ZM194 77V76H193ZM237 77H238V75H237ZM236 77V78H237ZM247 77V78H246ZM261 78H262V76H260ZM43 78V77H42ZM54 78V77H53ZM53 78H51L52 79V81H54L53 80ZM57 78V77H56ZM75 78V77H74ZM93 78V77H92ZM116 79L118 78V76L117 77H115ZM123 78V77H122ZM161 78V77H160ZM159 78V79H160ZM187 78V77H186ZM240 78L237 80V82H239L240 81ZM88 79H89V77H88ZM95 79H97V78H95ZM100 79V78H99ZM115 79V80H116ZM119 79V78H118ZM131 79H133V78H130V79H128V80H131ZM141 79V78H140ZM14 80H15V78H14ZM48 79H46V81H47ZM92 80V79H91ZM94 80V79H93ZM103 80V79H102ZM112 80V79H111ZM127 79H125V80H122V81H126ZM134 80H135V78H134ZM137 80V79H136ZM160 80H164V79H160ZM172 80V79H171ZM174 81L176 80V79H173ZM192 80V79H191ZM261 80V79H260ZM79 81V80H78ZM89 81V80H88ZM100 81V80H99ZM105 81V80H104ZM118 81H120V80H118ZM139 81V80H138ZM149 81V80H148ZM183 81V83H185L184 81V79L182 80ZM253 81H255V79H253ZM258 81V80H257ZM60 80L58 81L57 80V82H56V80H55V83L54 82H52L53 84H55V85H59L60 83ZM73 82V81H72ZM101 82V81H100ZM114 81H112V83H113ZM121 82V81H120ZM145 82V81H144ZM147 82V81H146ZM176 82V81H175ZM210 82V81H209ZM50 83H51V81H50ZM108 83V82H107ZM132 83V82H131ZM134 83V82H133ZM150 83V82H149ZM239 83H241V81L239 82ZM238 83V84H239ZM257 83V82H256ZM261 83H262V80H261ZM88 84V83H87ZM93 84V83H92ZM100 84V83H99ZM113 84H116L115 82L113 83ZM122 84H125V83H122ZM127 84V83H126ZM129 84V83H128ZM144 84H146V83H144ZM153 84V83H152ZM187 83H185V85H186ZM233 84V83H232ZM237 84V85H238ZM263 84H264V80H263ZM54 85V86H55ZM65 85H67V83L66 84H64L63 86H65ZM68 85H70L71 86V84H68ZM97 85V84H96ZM117 85V84H116ZM137 85V84H136ZM136 85H134L133 84V86H136ZM140 85H142V84H140ZM147 85V84H146ZM174 85V86H175ZM188 85V84H187ZM186 85V86H187ZM196 84L194 83V85L193 86H195ZM236 85V84H235ZM241 85H240V87H241ZM9 86V85H8ZM49 86V85H48ZM53 86V87H54ZM62 86V88H64ZM95 86V85H94ZM93 86V87H94ZM124 86V85H123ZM131 86V85H130ZM154 86V85H153ZM152 86V87H153ZM183 86V85H182ZM189 86H190V84H189ZM202 86V85H201ZM223 86V85H222ZM60 87H61V84H60ZM68 87V86H67ZM72 87V86H71ZM88 87V86H87ZM86 87V88H87ZM92 87V88H93ZM102 87H103V84H102ZM105 87V86H104ZM112 87H113V85H112ZM117 87V86H116ZM122 87V86H121ZM120 87V88H121ZM155 87H157V85L155 86ZM184 87V86H183ZM192 86H190V88H191ZM195 87H200V86H198V85H196ZM239 87V90L241 89ZM252 87V88H251ZM9 88H11V87H9ZM23 88V87H22ZM26 88V87H25ZM31 88V87H30ZM57 88V87H56ZM100 88V87H99ZM139 88V87H138ZM147 88V87H146ZM154 88V87H153ZM159 88H161V87H159ZM187 88V87H186ZM189 88V87H188ZM193 88V87H192ZM209 88V87H208ZM236 88H238L237 86H236ZM2 89H7V87L6 88H2ZM1 89V90H2ZM14 89H16V88H14ZM27 89V88H26ZM61 89V88H60ZM69 89V88H68ZM74 89V88H73ZM80 89V88H79ZM96 89H98V88H96ZM101 89V88H100ZM99 89V90H100ZM109 89V88H108ZM126 89V88H125ZM130 89V88H129ZM179 89V88H178ZM194 89H198V88H194ZM212 89V88H211ZM257 89V88H256ZM259 89V88H258ZM9 90V89H8ZM21 90L22 89H20L19 91L21 92ZM25 90V89H24ZM24 90H23V93L21 94L20 92V94L21 95H19V96H22V97H24ZM55 90V89H54ZM62 90V89H61ZM71 90H72V88H71ZM82 90H84V89H82ZM90 90V89H89ZM147 90V89H146ZM163 90V89H162ZM183 90V89H182ZM189 91H190V89H188ZM200 90V89H199ZM219 90V89H218ZM239 90H237L236 91V93L239 91ZM245 89H243V91H244ZM10 91H11V89H10ZM32 91V90H31ZM47 91V90H46ZM56 92H58L57 90H55ZM81 91V90H80ZM101 91V90H100ZM103 91V90H102ZM113 91V90H112ZM118 91V90H117ZM128 91H130V90H128ZM132 91V90H131ZM131 91L129 92L130 94H131ZM140 91V90H139ZM166 91H168L167 89H166ZM196 91V90H195ZM194 91V92H195ZM204 91H207V90H204ZM204 91H203V93H204ZM13 92V91H12ZM28 92V91H27ZM30 92V91H29ZM34 92V95H36L35 94V91H33ZM39 92V91H38ZM56 92H53V93H56ZM62 92V91H61ZM61 92H58V93H61ZM68 92V91H67ZM70 92V91H69ZM76 92V91H75ZM124 92V91H123ZM127 92V91H126ZM159 92V91H158ZM165 92V91H164ZM169 92V91H168ZM186 92V91H185ZM191 92H192V90H191ZM190 92V93H191ZM194 92H192V93H194ZM199 92V91H198ZM209 92V91H208ZM219 92V91H218ZM242 92V91H241ZM255 92H257V90L255 91ZM260 92H262V91H260ZM259 92V93H260ZM5 93V92H4ZM7 93H10V92H7ZM26 93V92H25ZM37 93V92H36ZM78 93H80V92H78ZM82 93V92H81ZM85 93H87V92H85ZM100 93V92H99ZM129 93H126V94H129ZM133 93V92H132ZM156 93V92H155ZM166 93V92H165ZM182 93H184V91L182 92ZM192 93H191V95H192ZM210 93V92H209ZM232 93V92H231ZM247 93H249V92H247ZM258 93V94H259ZM13 94V93H12ZM30 94H32L31 92L29 93V99H30ZM38 94V93H37ZM40 94V97L38 98V99H42V102H44V103H46V100L49 102L50 101V103H60V101H61V104H62V102H66V100L67 101H69V102H66V103H70V102H72V100H70L71 98H69L68 97V99L66 98L65 99V96L62 98V96L63 95H65V94H63V93H61V97L60 96H58V95H60V94H55V95H53L52 93V96H46V92H43V90L39 93ZM94 94H96L95 92H94ZM98 94V93H97ZM125 94V93H124ZM125 94V95H126ZM129 94V95H130ZM137 94V93H136ZM149 94V93H148ZM171 94H172V92H171ZM170 94V95H171ZM189 93H187V99H188V97H189V95H188ZM196 95H197V93H195ZM235 94V93H234ZM255 94V93H254ZM262 94H264V92H262ZM14 95V94H13ZM92 95V94H91ZM102 95V94H101ZM100 95V96H101ZM106 95V94H105ZM129 95H128V97H129ZM144 95V94H143ZM163 95V94H162ZM162 95H160L161 97V99H163V97L164 96H162ZM165 95V94H164ZM174 95V94H173ZM186 95V94H185ZM195 95V96H196ZM198 95H200V93H198ZM220 95V94H219ZM233 95V94H232ZM236 95H238V94H236ZM246 95V94H245ZM250 95H251V93H250ZM7 96V95H6ZM6 96H5V98H6ZM69 96V95H68ZM73 96V95H72ZM98 96V95H97ZM114 96V95H113ZM124 96V95H123ZM149 96V95H148ZM166 96H168V95H166ZM166 96L164 97V98H166ZM192 96H194V94L192 95ZM202 96V95H201ZM204 96V95H203ZM234 96V95H233ZM244 96V95H243ZM247 96H249V95H247ZM252 96V95H251ZM264 96V95H263ZM262 96V97H263ZM8 97H10V96H8ZM16 97V96H15ZM35 97V96H34ZM95 97V96H94ZM105 97V96H104ZM114 97H117V96H114ZM132 97V96H131ZM134 97V96H133ZM174 97V96H173ZM172 97V98H173ZM177 97V96H176ZM240 97V96H239ZM244 97H246V96H244ZM253 97H254V95H253ZM26 98H28V96L26 97ZM36 98V97H35ZM120 98V97H119ZM137 98V97H136ZM159 98V99H160ZM196 98H198L197 96H196ZM211 98V97H210ZM230 98V97H229ZM243 98V97H242ZM16 99H18V98H16ZM21 99V98H20ZM33 99V98H32ZM64 99H65V101H64ZM117 99V98H116ZM131 99V98H130ZM142 99V98H141ZM144 99H147V98H144ZM159 99H156V101H158ZM161 99L159 100L160 102H162L161 101ZM175 98H173V100H174ZM178 99H180V98H178ZM192 99V98H191ZM204 99V98H203ZM235 99V98H234ZM238 99V98H237ZM240 99H241V97H240ZM240 99H239V101H240ZM249 99V98H248ZM248 99H246V100H248ZM251 99V98H250ZM257 99V98H256ZM23 99H21V101H22ZM26 100H28V99H26ZM76 100V99H75ZM105 100H106V98H105ZM167 100V99H166ZM171 100V99H170ZM190 100V99H189ZM198 100H200V99H198ZM244 100H245V98H244ZM255 100V99H254ZM260 100V99H259ZM2 101V100H1ZM20 101V100H19ZM33 101V100H32ZM32 101H30V102H32ZM36 101V100H35ZM40 101V100H39ZM78 101V100H77ZM153 101H155V100H153ZM152 101V102H153ZM158 101V102H159ZM192 101V100H191ZM194 101L195 100H193V103H194ZM202 101V100H201ZM210 101V100H209ZM214 101H215V98H214ZM236 101V100H235ZM239 101H237V102H239ZM242 101V100H241ZM251 101V100H250ZM262 101V100H261ZM15 103H16V101H14ZM47 102V103H48ZM76 102V101H75ZM81 102V101H80ZM84 102V101H83ZM91 102V101H90ZM151 102V101H150ZM159 102V103H160ZM174 101H172V103H173ZM177 103H178V100L176 101ZM176 102H174L175 104H176ZM199 103H200V101H198ZM208 102V101H207ZM220 102V101H219ZM244 102H246V101H244ZM248 102V101H247ZM260 102V101H259ZM1 103V102H0ZM6 103V102H5ZM29 103V102H28ZM66 103H64V104H66ZM73 103H74V99H73ZM142 103V102H141ZM146 103V102H145ZM149 103V102H148ZM190 103V102H189ZM188 103V104H189ZM192 103V102H191ZM190 103V104H191ZM196 103V102H195ZM203 103V102H202ZM230 103V102H229ZM233 103H235V102H233ZM242 103V102H241ZM241 103H239V108H237V106H238V104L236 103V108H235V113L234 114H236V120L237 121H239V122H241V120H242V122H243V120H245L244 121V123L245 122H247V124H249L251 127H248V125H246V126H244V128H245V130L247 129V130H249V128H253V129H255V130H258V131H260L261 132V134H264V120H262V118H260V119H258L259 117H260V115H259V117H257L256 118V116H253V114L251 113V111H254V107L251 109V111H247L248 109H247V107L246 106H244V110H245V107H246V111H244L243 109L241 110L240 108V106H243L244 104L246 105V103H242V105H240ZM263 103V102H262ZM3 104V103H2ZM1 104V105H2ZM17 104V103H16ZM31 104V103H30ZM61 104L59 105V107L61 106ZM77 104V103H76ZM89 104V103H88ZM150 104H153V103H150ZM167 104V103H166ZM205 104V103H204ZM203 104V105H204ZM25 105V104H24ZM43 105V104H42ZM53 105H55V104H53ZM63 105V104H62ZM79 105V104H78ZM97 105V104H96ZM100 105V104H99ZM154 105V104H153ZM193 105V104H192ZM206 105H207V103H206ZM205 105V106H206ZM231 105V104H230ZM235 105V104H234ZM234 105L232 106L233 108H234ZM248 105H250V104H248ZM255 105V104H254ZM30 106V105H29ZM52 106V105H51ZM65 106V105H64ZM68 106V105H67ZM92 106V105H91ZM142 106V105H141ZM169 106V105H168ZM1 107H3V106H1ZM7 107V106H6ZM54 107V106H53ZM53 107H51V108H53ZM62 107V106H61ZM77 107V106H76ZM81 107V106H80ZM79 107V108H80ZM85 107V106H84ZM89 107V106H88ZM106 107V106H105ZM108 107V106H107ZM106 107V108H107ZM125 107V106H124ZM124 107H122V108H124ZM143 107V106H142ZM147 107H148V105H147ZM181 107V106H180ZM198 107H199V104H198ZM216 107H218V106H216ZM231 107V106H230ZM251 107V106H250ZM257 107V106H256ZM69 108V107H68ZM78 108V109H79ZM82 108V107H81ZM80 108V109H81ZM121 108V109H122ZM153 108V107H152ZM194 108V107H193ZM193 108H191V109H193ZM201 108V107H200ZM55 109V108H54ZM70 109H71V107H70ZM94 108H92V110H93ZM96 109H98V108H96ZM103 109V108H102ZM115 109H117V108H115ZM144 109H146V108H144ZM158 109V108H157ZM168 109V108H167ZM198 109V108H197ZM205 109V108H204ZM210 109V108H209ZM249 109V110H250ZM258 109V108H257ZM256 109V110H257ZM50 110H52V109H50ZM61 110V109H60ZM69 110V109H68ZM73 110V109H72ZM100 110V109H99ZM118 111L120 110V109H117ZM151 110H154V111H156L157 112V110L156 109H151ZM160 110V109H159ZM163 110V109H162ZM195 110V109H194ZM202 110V109H201ZM208 110V109H207ZM217 110H219V109H217ZM43 112H44V110H42ZM117 111V112H118ZM121 111V110H120ZM128 111V110H127ZM148 111V110H147ZM204 111V110H203ZM211 111V110H210ZM212 111H214V110H212ZM258 111V110H257ZM261 111V110H260ZM52 112V114H53V111H51ZM133 112V111H132ZM155 112V113H156ZM199 112V111H198ZM248 112H250V113H248ZM261 112H263V111H261ZM25 113V112H24ZM40 113V112H39ZM71 113H73V112H71ZM81 113V112H80ZM102 113H103V111H102ZM106 113V112H105ZM115 113V112H114ZM113 113V114H114ZM121 114L123 113V115L121 116V115H119L120 117L119 118H116V117H113V122L115 123L116 122V126H114V127H117V125H118V127L117 128H123L124 129V124L126 125V123H124V121L125 122H128L127 123V126H125L126 128H125V132L127 131H130L131 133H133V134H135V139H136V136H139L140 134H143V135H141L142 136V139H143V137L145 136V137H147V138H149V140H151L152 138V140L153 141H155L154 139H156V140H158L159 141V138H157L158 136H160V141H162L163 142V140L165 141V139H166V141L168 140V136L166 137V133L165 132H163V130H162V127H160L159 125H161L162 126V123H165V122H162L161 123V121L162 120H160V119H156L157 121L158 120H160L159 121V125L154 121V123H152L151 122V120H149V119H145L144 120V124L143 123H141L140 121L142 120L141 118H139V120H138V116H136V114H134V112L133 113H126V114H124L125 113V111L123 110V112L121 111L120 112ZM154 113V112H153ZM154 113V114H155ZM211 113V112H210ZM232 113V112H231ZM254 113V112H253ZM255 113H256V111H255ZM254 113V114H255ZM258 113V112H257ZM42 114V113H41ZM44 114V113H43ZM51 114V113H50ZM70 114V113H69ZM75 114H76V112H75ZM99 114V113H98ZM112 114V115H113ZM159 114H160V112H159ZM167 114V113H166ZM193 114V113H192ZM198 114V113H197ZM200 114H201V112H200ZM203 114V113H202ZM207 114V113H206ZM261 114V113H260ZM263 114H264V112H263ZM263 114H261L262 116H263ZM1 116H2V114H0ZM32 115V114H31ZM111 115V116H112ZM162 115V114H161ZM165 115V114H164ZM187 116H188V114H186ZM233 115V114H232ZM255 115H257V114H255ZM54 116H55V113H54ZM106 116V115H105ZM114 116V115H113ZM206 116V115H205ZM213 116V115H212ZM215 116V115H214ZM217 116V115H216ZM261 116V117H262ZM2 117H4V116H2ZM1 117V118H2ZM46 117V116H45ZM49 117H51V116H49ZM87 117V116H86ZM85 117V118H86ZM88 117H90V116H88ZM162 117V116H161ZM178 117H180V116H178ZM186 117V116H185ZM190 117V116H189ZM195 117V116H194ZM264 117V116H263ZM0 118V119H1ZM5 118V117H4ZM19 118V117H18ZM57 118V117H56ZM64 118V117H63ZM70 118V117H69ZM93 118V117H92ZM99 118H101V117H99ZM164 118V117H163ZM171 118V117H170ZM172 118H174V117H172ZM171 118V119H172ZM182 118V117H181ZM187 118V117H186ZM6 119V118H5ZM13 119V118H12ZM20 119V118H19ZM36 119V118H35ZM42 119V118H41ZM43 119H44V117H43ZM47 119V118H46ZM45 119V120H46ZM50 119V118H49ZM48 119V120H49ZM62 119V118H61ZM68 119V118H67ZM78 119V118H77ZM141 119V120H140ZM144 119V118H143ZM155 119V118H154ZM170 119V120H171ZM178 119V118H177ZM176 119V120H177ZM182 119H184V115H183V118ZM181 119V120H182ZM203 119V118H202ZM241 119V120H240ZM2 120V119H1ZM22 120V119H21ZM60 120V119H59ZM97 120V119H96ZM100 120V119H99ZM103 120V119H102ZM108 120V119H107ZM123 120V121H122ZM187 120V119H186ZM192 120V119H191ZM213 120V119H212ZM3 121V120H2ZM1 121V122H2ZM23 121V120H22ZM52 121H54V120H52ZM51 121V122H52ZM62 122H64V119H62L61 120ZM66 121V120H65ZM78 121V120H77ZM80 121V120H79ZM83 121V120H82ZM121 121L124 123H121ZM143 121V120H142ZM153 121V120H152ZM173 121V120H172ZM207 121V120H206ZM12 122V121H11ZM44 122V121H43ZM58 121H56V123H57ZM75 122V121H74ZM97 122V121H96ZM192 122V121H191ZM217 122V121H216ZM238 122V123H239ZM7 123V122H6ZM36 123V122H35ZM52 123H54V122H52ZM113 123V124H114ZM193 123H194V121H193ZM235 123V122H234ZM37 124V123H36ZM44 124H46V121H45V123ZM43 124V125H44ZM51 124V123H50ZM49 123L48 124H46V125H44V126H38V124H37V126L34 128L35 130L33 131V129L30 131V133H28V131H27V133L24 135V132H23V134H19L18 135V137L16 136L15 137V139H13L12 140V138L15 136V135H13V137L11 138L10 137V133L12 132L11 130L12 129H10V131L8 130V131H5V130H7L6 128L4 129V132H0V142H2V143H0V144H2V146L3 147H5L6 145H8L9 144V146L8 147H10V151H12V152H21V151H24V149H28L29 150V152L31 151L29 148H33L32 149V154L34 153V152H41L40 151V149H41V147H39V145H40V143H39V141H37V139H38V137H40V136H38L39 135V131L40 130H42V131H46V132H50V130L52 129V128H50L51 127V125H50ZM60 124V123H59ZM62 124V123H61ZM63 124H65V122L63 123ZM62 124V125H63ZM77 124H79V123H77ZM89 124V123H88ZM96 124V123H95ZM104 124V123H103ZM112 124V123H111ZM140 124H142L141 126H142V128H141V130H140ZM171 124V123H170ZM184 124V123H183ZM182 124V125H183ZM189 124V123H188ZM191 124V123H190ZM189 124V125H190ZM215 124V123H214ZM236 124H237V122H236ZM240 124V123H239ZM243 124V123H242ZM1 125V127H2V124H0ZM10 125V124H9ZM23 125L24 124H22L21 123V125H19L20 127H23ZM30 125V124H29ZM33 125V124H32ZM39 125H40V123H39ZM48 125H50V126H48ZM57 125H58V123H57ZM61 125V126H62ZM67 125H68V123H67ZM75 125V124H74ZM81 125V124H80ZM87 125V124H86ZM90 125H92V124H90ZM121 125H123V126H121ZM144 125V126H143ZM163 125H168V122H167V124H163ZM178 125V124H177ZM184 125H186V124H184ZM245 125V124H244ZM27 126V125H26ZM31 126V125H30ZM64 126V125H63ZM87 126H89V125H87ZM96 126V125H95ZM173 125H170V128L172 127ZM12 127V126H11ZM52 127H53V125H52ZM57 127V126H56ZM55 127V128H56ZM66 127V126H65ZM80 126H78V128H79ZM82 127V126H81ZM129 127V128H128ZM168 127V126H167ZM187 127V125L185 126V128ZM195 127H197V126H195ZM194 127V128H195ZM237 127V126H236ZM242 127V129H243V125L241 126ZM13 128V127H12ZM33 128V127H32ZM64 127H62V129H63ZM68 128H70V127H68ZM98 128H100V127H98ZM107 128H109V127H107ZM120 128L118 129V130H120ZM128 128V129H127ZM180 128V127H179ZM240 128V127H239ZM0 129H2L3 130V128H0ZM58 130V133L59 134H61V137L63 136V135H70L71 133L68 131V130H65V129H63V130H61V128H57ZM60 129V130H59ZM75 129V128H74ZM143 129V130H142ZM164 129V128H163ZM183 129V128H182ZM199 129V128H198ZM235 129H237V128H235ZM53 130V129H52ZM54 130H56V129H54ZM71 130V129H70ZM73 130V129H72ZM104 130V129H103ZM138 130H140V131H138ZM168 130V129H167ZM176 130V129H175ZM186 130H188V129H186ZM197 130V129H196ZM202 130V129H201ZM1 131V130H0ZM14 131H15V129H14ZM13 131V132H14ZM18 131V130H17ZM56 131V132H57ZM81 131V130H80ZM105 131H106V129H105ZM107 131H108V129H107ZM106 131V132H107ZM141 131H142V133H141ZM165 131V130H164ZM191 131V130H190ZM192 131H193V129H192ZM195 131V130H194ZM21 132V133H22ZM56 132L54 133V135L56 134ZM86 132V131H85ZM105 132V133H106ZM122 132H123V130H122ZM130 132H128V134H125V136L127 135V137H128V135H129V133ZM246 132V131H245ZM250 132V131H249ZM257 132V131H256ZM45 133V132H44ZM44 133H42V134H44ZM51 134H50V136L52 135V131L50 132ZM57 133V135H55L56 137H60V136H58L59 134ZM76 133V132H75ZM88 133H89V131H88ZM91 133V132H90ZM89 133V134H90ZM99 133V132H98ZM101 133V132H100ZM104 133V132H103ZM110 133V132H109ZM113 133V132H112ZM111 133V134H112ZM131 133H130V135H131ZM144 133L146 134V135H148V136H146V135H144ZM182 133V132H181ZM193 133V132H192ZM195 133V132H194ZM201 133V132H200ZM247 133H248V131H247ZM246 133V134H247ZM38 134V135H37ZM78 134V133H77ZM121 134V133H120ZM132 134V135H133ZM169 134V132L167 133V135ZM190 134V133H189ZM199 134V133H198ZM208 134V133H207ZM252 134H254V133H252ZM261 134H259V132H257V135H258V138H259V135L261 136ZM47 135V134H46ZM48 135H49V133H48ZM47 135V136H48ZM75 135V134H74ZM74 135L72 134V137H74ZM79 135V134H78ZM81 135V134H80ZM82 135H84V134H82ZM88 134H86V136H87ZM91 135V134H90ZM101 135V134H100ZM109 135V134H108ZM113 135V134H112ZM149 135H150V137H149ZM236 135V134H235ZM255 135V134H254ZM65 136V139H64V141L66 140V139H68L67 137ZM77 136V135H76ZM76 136H75V138H76ZM97 136V135H96ZM103 136V135H102ZM140 136V137H141ZM153 136V137H152ZM155 136H157L156 138H155ZM169 136H170V134H169ZM193 136V135H192ZM204 136V135H203ZM49 137V136H48ZM71 137V136H70ZM83 137V136H82ZM101 137V136H100ZM112 137V136H111ZM115 137V136H114ZM131 137V136H130ZM129 137V138H130ZM139 137V138H140ZM144 137V138H145ZM173 137V136H172ZM184 137H186V136H184ZM200 137V136H199ZM50 138V137H49ZM55 138V137H54ZM131 138H133L134 139V137H131ZM138 138V137H137ZM139 138L137 139V140H139ZM178 138V137H177ZM206 138V137H205ZM215 138V137H214ZM234 138H235V136H234ZM257 138V139H258ZM40 139V138H39ZM38 139V140H39ZM62 138H60V140H61ZM95 139V138H94ZM101 139V138H100ZM118 139V138H117ZM122 139V138H121ZM134 139V140H135ZM170 139V138H169ZM203 139V138H202ZM239 139H241V138H239ZM59 140V139H58ZM59 140V141H60ZM75 140V139H74ZM74 140H73V143H74ZM87 140H89V138L88 139H86V142L85 143H87ZM102 140V139H101ZM100 140V141H101ZM103 140H105V139H103ZM134 140L132 141V142H134ZM173 140V139H172ZM207 140V139H206ZM236 140V139H235ZM85 141V140H84ZM107 141H110L109 139L107 140ZM112 141H113V139H112ZM111 141V142H112ZM141 141V140H140ZM173 141H175V140H173ZM172 141V142H173ZM190 141V140H189ZM248 141V140H247ZM260 141V140H259ZM42 142V141H41ZM51 142V141H50ZM61 142H62V140H61ZM71 142H72V139H71ZM96 142V141H95ZM118 142V141H117ZM149 142V141H148ZM211 142V141H210ZM257 142V141H256ZM38 143H39V145H38ZM63 143V142H62ZM66 143V142H65ZM68 143V142H67ZM84 143V147H85V144ZM100 143V142H99ZM103 143V142H102ZM122 143V142H121ZM145 143V142H144ZM150 143V142H149ZM176 143V141L173 143V144H175ZM207 143H209L208 141H207ZM117 144V143H116ZM137 144H140V143H137ZM151 144H152V142H151ZM162 144V143H161ZM169 144V143H168ZM177 144V143H176ZM189 144V143H188ZM190 144H191V142H190ZM240 144V143H239ZM247 144V143H246ZM11 145V146H10ZM25 145V146H24ZM56 145H57V143H56ZM62 145V144H61ZM63 145H64V143H63ZM75 145H77V144H75ZM88 145V144H87ZM86 145V146H87ZM94 145V144H93ZM122 145V144H121ZM121 145H119L120 147H121ZM149 145V144H148ZM153 145V144H152ZM160 145V144H159ZM163 145V144H162ZM199 145V144H198ZM208 144H206V146H207ZM70 146V145H69ZM97 146V145H96ZM123 146V145H122ZM130 146H132V145H130ZM134 146V145H133ZM149 146H151V145H149ZM164 146V145H163ZM169 146V145H168ZM176 146V145H175ZM180 146V145H179ZM182 146V145H181ZM184 146V145H183ZM204 146V145H203ZM218 146H220V145H218ZM65 147V146H64ZM74 146H71V148H73ZM84 147H83V150H85L84 149ZM94 147V146H93ZM98 147V146H97ZM103 147V146H102ZM148 147V146H147ZM157 147V146H156ZM176 147H178V146H176ZM185 147H187V146H185ZM191 147V146H190ZM208 147V146H207ZM221 147V146H220ZM223 147V146H222ZM58 148V147H57ZM101 148V147H100ZM128 148V147H127ZM189 148V147H188ZM202 148V147H201ZM248 148V147H247ZM246 147H245V149H247ZM34 149H35V151H34ZM49 149V148H48ZM55 149V148H54ZM68 149H70V148H68ZM113 149V148H112ZM116 149V148H115ZM124 149V148H123ZM137 149V148H136ZM151 149V148H150ZM162 149V148H161ZM166 149V148H165ZM171 149V148H170ZM193 149V148H192ZM203 149V148H202ZM208 149H209V147H208ZM207 149V150H208ZM210 149H213L212 147H210ZM209 149V150H210ZM223 149V148H222ZM233 149V148H232ZM80 150V149H79ZM82 150V149H81ZM92 150H94V149H92ZM97 150V149H96ZM106 150H107V148H106ZM152 150V149H151ZM169 150V149H168ZM174 150V149H173ZM242 150V149H241ZM34 151V152H33ZM51 151V150H50ZM68 151H70V150H68ZM88 151V150H87ZM95 151V150H94ZM109 151V150H108ZM159 151H160V149H159ZM177 151V150H176ZM204 151V150H203ZM210 151H212V150H210ZM223 151V150H222ZM221 151V152H222ZM26 152V151H25ZM38 152V153H39ZM53 152V151H52ZM72 152H73V150H72ZM83 152V151H82ZM99 152V151H98ZM112 152H114V151H112ZM179 153H180V151H178ZM199 152H200V150H199ZM207 152H209V151H207ZM213 152H215V151H213ZM220 152V153H221ZM224 153L221 155L220 153L219 154H212L211 152L210 153H208V155L206 156L207 157V162L209 163V166H214L215 165V162H217L216 163V165L217 164H223V162H224V164H225V162L226 161H228V159H229V161L228 162H230L231 161V157L230 156H227V152H226V150L225 151H223ZM2 153V152H1ZM5 153V152H4ZM3 153V154H4ZM76 153L78 154V152L76 151ZM76 153H74L75 154V156H76ZM125 153H126V151H125ZM140 153V152H139ZM161 153V152H160ZM177 153V152H176ZM176 153H174V151H173V154L172 155H174L175 156V154ZM183 153V152H182ZM182 153H180V154H182ZM232 153V152H231ZM251 153V152H250ZM249 153V154H250ZM29 154H31V153H29ZM31 154V155H32ZM45 154V153H44ZM69 154V153H68ZM71 154V153H70ZM83 154V153H82ZM93 154V153H92ZM107 154H109V153H107ZM112 154V153H111ZM142 154H143V152H142ZM142 154H141V156H142ZM159 154V153H158ZM178 154V153H177ZM176 154V155H177ZM180 154H178V157L180 156V158L178 159L177 157H172V158H175V159H177V162H179V166H184L183 164L185 163L184 162V160H183V158H182V156L183 155H180ZM184 155H185V153H183ZM187 154H189L188 152H187ZM257 154V153H256ZM8 155V154H7ZM19 155V154H18ZM21 155V154H20ZM26 155V154H25ZM34 155V154H33ZM42 155V154H41ZM40 155V156H41ZM52 155H54V154H52ZM64 155V154H63ZM84 155V154H83ZM140 155V154H139ZM144 155V154H143ZM151 155H153V154H151ZM161 155V154H160ZM165 155V154H164ZM217 155H219V156H216ZM11 156H13V155H10V157L9 158H11ZM22 156V155H21ZM35 156V155H34ZM37 156V155H36ZM39 156V157H40ZM60 156H61V154H60ZM70 156V155H69ZM71 156H72V154H71ZM74 156V157H75ZM81 156V155H80ZM85 156V155H84ZM104 156V155H103ZM117 156V155H116ZM123 156H125V155H123ZM128 156V155H127ZM131 156V155H130ZM133 156V155H132ZM138 156V155H137ZM146 156V155H145ZM167 156V155H166ZM190 156V155H189ZM215 156V157H214ZM248 156V155H247ZM16 157H18L17 159L14 157V159H16V160H12V159H9L10 161H11V163H12V165H13V176H14V178L17 180V182H19L20 180H18V176H20V175H24V178H25V180H26V184H28V183H30L31 181H29L30 179H29V177L31 176H29V175H27V170H29L30 168H29V166H28V161L27 160H29L31 157H30V155H28V157H29V159L28 158H24L23 160L21 159V158H19V156H16ZM22 157H27V156H22ZM33 157V156H32ZM73 157V156H72ZM83 157V156H82ZM160 157V156H159ZM185 157V156H184ZM190 157H192V156H190ZM195 157V156H194ZM256 157V156H255ZM13 158V157H12ZM36 158V157H35ZM38 158V157H37ZM56 158V157H55ZM65 158V157H64ZM63 158V159H64ZM81 158V157H80ZM79 158V159H80ZM97 158V157H96ZM105 158V157H104ZM109 158V157H108ZM124 158V157H123ZM131 158V157H130ZM144 158V157H143ZM148 158H150V157H148ZM166 158V157H165ZM216 158H219L220 160H219V162H218V160L216 161L215 159ZM254 158V157H253ZM257 158V157H256ZM19 159H21V160H19ZM32 159H34V158H32ZM44 159V158H43ZM78 159V160H79ZM82 159V158H81ZM86 159V158H85ZM106 159V158H105ZM110 159V158H109ZM152 159V158H151ZM167 159V158H166ZM165 159V160H166ZM181 159V160H180ZM203 159V158H202ZM206 159V158H205ZM252 159V158H251ZM259 159H260V157H259ZM262 159H264V158H262ZM49 160V159H48ZM77 160V159H76ZM75 160V161H76ZM84 160V159H83ZM95 160V159H94ZM124 160V159H123ZM160 160V159H159ZM158 160V161H159ZM186 160H187V158H186ZM204 160V159H203ZM237 160V159H236ZM257 160H258V158H257ZM8 161V160H7ZM32 160L30 159V162H31ZM36 161V160H35ZM34 161V162H35ZM39 161H42V158L39 160ZM38 161V162H39ZM50 161V160H49ZM80 161V160H79ZM79 161H77V162H79ZM128 161V160H127ZM142 161V160H141ZM146 161V160H145ZM190 161H191V159H190ZM252 161H254V159L252 160ZM69 162V161H68ZM72 162V161H71ZM81 162V161H80ZM96 162V161H95ZM103 162H105L104 160H103ZM155 162V161H154ZM189 162V161H188ZM193 162V161H192ZM204 162V161H203ZM24 163V164H23ZM32 163H33V161H32ZM44 163V162H43ZM67 163V162H66ZM82 163H83V161H82ZM81 163V164H82ZM93 163V162H92ZM97 163V162H96ZM112 163V162H111ZM158 163V162H157ZM169 163V162H168ZM191 163V162H190ZM241 163V162H240ZM257 164H258V161L256 162ZM31 164V163H30ZM34 164V163H33ZM40 164V163H39ZM47 164V163H46ZM72 164V163H71ZM187 164V163H186ZM199 164H201V163H199ZM223 164V165H224ZM235 164V162L233 161L232 162V165H234ZM260 164V163H259ZM261 164H264V163H262V160H261ZM260 164V165H261ZM18 165H19V167H18ZM22 165H24L23 167L24 168H22ZM34 165H36V163L34 164ZM100 165H102V164H100ZM113 165H115V164H113ZM117 165V164H116ZM215 165V166H216ZM241 165V164H240ZM240 165H238L237 163H236V167H234V169H236L237 168V170L238 171H236L235 172V175H230L233 179H236V181H239L238 183H240V182H242V181H245V178L246 177H244V174H243V171L241 170V168L243 167H241ZM244 165V164H243ZM259 165V166H260ZM20 166H21V168H20ZM31 166V165H30ZM36 166H38V163H37V165ZM45 166V165H44ZM44 166H43V164L41 163V165H40V169H44ZM48 166V165H47ZM53 166V165H52ZM67 166V165H66ZM71 166H73V165H71ZM70 165H69V167H71ZM86 166V165H85ZM84 166V167H85ZM105 166V165H104ZM208 166V167H209ZM220 166V165H219ZM231 166V165H230ZM229 166V167H230ZM264 166V165H263ZM35 167V166H34ZM82 167H83V165H82ZM95 167V166H94ZM176 167V166H175ZM198 167V166H197ZM222 167V166H221ZM249 167V166H248ZM256 167V166H255ZM26 168H28V169H26ZM33 168V167H32ZM72 168V167H71ZM70 168V169H71ZM78 168V167H77ZM80 168V167H79ZM86 168V167H85ZM140 168V167H139ZM211 168V167H210ZM217 168H219V167H217ZM227 167H222V169L224 170V169H226ZM232 168V167H231ZM258 168V167H257ZM4 169V168H3ZM20 169V170H19ZM34 169H38L37 167L36 168H34ZM49 169V168H48ZM65 169V168H64ZM69 169V170H70ZM74 169V168H73ZM73 169H71V170H73ZM183 169V168H182ZM201 169V168H200ZM199 169V170H200ZM216 169V168H215ZM221 169V168H220ZM230 169V168H229ZM234 169L233 170H231V172H232V174H233V171H234ZM244 169V168H243ZM264 169V168H263ZM19 170V171H18ZM39 170V169H38ZM44 170H46L47 171V168L46 169H44ZM70 170V172H72L73 173V171H71ZM82 170V169H81ZM99 170V169H98ZM174 170V169H173ZM185 170V169H184ZM212 170V169H211ZM246 170H247V168H246ZM17 171L18 172H20V174L18 173L17 174ZM30 171H31V169H30ZM29 171V173H31ZM34 171V170H33ZM54 171V170H53ZM64 171V170H63ZM100 172H101V170H99ZM187 171V170H186ZM186 171H184V172H186ZM216 171V170H215ZM219 171V170H218ZM1 172V171H0ZM41 172V171H40ZM42 172H43V170H42ZM50 172V171H49ZM81 172V171H80ZM136 172V171H135ZM192 172H194V171H192ZM202 172V171H201ZM220 172V171H219ZM224 172V171H223ZM229 172V171H228ZM237 172H238V175H236L237 174ZM245 172V171H244ZM48 173V172H47ZM65 173V172H64ZM83 174H84V171L82 172ZM126 173H128V172H126ZM138 173V172H137ZM173 173V172H172ZM216 172H214V174H215ZM249 173V172H248ZM44 174V173H43ZM70 174V173H69ZM77 174H78V172H77ZM87 174V173H86ZM99 174V173H98ZM197 174V173H196ZM34 175H35V173H34ZM40 175V174H39ZM38 175V176H39ZM72 175V174H71ZM139 175V174H138ZM148 175V174H147ZM190 175V174H189ZM195 175V174H194ZM222 175H223V173H222ZM226 175V174H225ZM228 175V176H229ZM3 176V175H2ZM2 176H1V174H0V183H2L0 186H4L3 188H0V250L2 249V247L4 248V247H9L10 249H12V248H14V247H16V246H19V247H21V244H22V246H23V248H24V250H25V248L27 249V248H31L32 249V251L35 253H32L33 255H35L36 256V254L37 253H39V254H41V256L43 255V253H45L46 251H52V250H56V247L55 246H57L56 245V238L54 237L53 238V235H54V233H55V225H54V223H52L51 222V220H49V215H51V213L52 212H49L50 210H52L51 209V207H49L48 205H46L47 203L48 204H50L48 201L47 202H44V201H41V198L39 199L41 202H39V203H42V205L40 204L39 206H36V204H35V208L33 207L32 209H29L30 207H31V205L32 204H29L30 205V207L26 210V209H24V207H23V210L21 209V210H19V209H16V208H19L17 205H16V208L14 209V208H12V207H15V205H13V203H15L16 204V201H15V199L17 198V199H19L18 197H17V195L16 194H18V193H14L15 192V190H13L11 187H5V183H3L4 182V179H2ZM10 176V175H9ZM41 176V175H40ZM81 176V175H80ZM80 176H78V177H80ZM87 176V175H86ZM85 176V177H86ZM124 176V175H123ZM122 176V177H123ZM130 176V175H129ZM193 176V175H192ZM196 176V175H195ZM201 176V175H200ZM5 177V176H4ZM33 177V176H32ZM35 177V176H34ZM44 177V176H43ZM65 177V176H64ZM69 177V176H68ZM72 177L73 178H75V175H72ZM72 177H70V178H72ZM128 177V176H127ZM133 177V176H132ZM131 177V178H132ZM248 177V176H247ZM253 177V176H252ZM37 178V177H36ZM35 178V179H36ZM39 178V177H38ZM76 178H77V175H76ZM81 178V177H80ZM87 178V177H86ZM121 178V177H120ZM119 178V179H120ZM124 178V177H123ZM173 178V177H172ZM186 178V177H185ZM189 178V177H188ZM191 178V177H190ZM196 178V177H195ZM199 178V177H198ZM213 178V177H212ZM212 178H211V180H210V182H212ZM231 178V179H232ZM85 179V178H84ZM83 179V180H84ZM159 179V178H158ZM192 179V178H191ZM194 179V178H193ZM251 179V178H250ZM23 180V179H22ZM53 180H55V179H53ZM74 180V179H73ZM82 180V181H83ZM88 180V179H87ZM114 180V179H113ZM129 180V179H128ZM182 180V179H181ZM196 180V179H195ZM248 180V179H247ZM247 180H246V182H247ZM34 181V180H33ZM86 181V179L84 180V182ZM125 181H127V180H125ZM139 181L140 180H135V182H136V186H138L137 185V182L139 183ZM161 181H164V180H161ZM179 181V180H178ZM192 181V180H191ZM194 181V180H193ZM236 181H233L232 183H231V186H229V188H230V190H231V192L229 193V194H233L232 192H234L235 194V196H234V198L235 197H237L236 195V188L235 187H237L238 188V191H239V184L236 182ZM20 182H22V181H20ZM25 181H23V183H24ZM35 182V181H34ZM39 182H41V181H39ZM52 182V181H51ZM80 182V181H79ZM123 182V181H122ZM135 182H134V184H135ZM153 182V181H152ZM183 182V181H182ZM182 182H181V185H182ZM187 182H189V181H187ZM229 182V181H228ZM227 182V183H228ZM71 183V182H70ZM113 183H114V181H113ZM115 183H118V181L116 182V180H115ZM130 183V182H129ZM133 182H131V184H130V186H129V191L131 192L132 190H130L131 189V185H133L132 184ZM140 183H142V182H140ZM139 183V184H140ZM155 183V182H154ZM157 183H159V181H157ZM194 183V182H193ZM205 183V182H204ZM13 184V183H12ZM77 184V183H76ZM119 184H121V183H119ZM144 184H145V182L143 183V187H144ZM148 184V183H147ZM160 184V183H159ZM169 184V183H168ZM186 184V183H185ZM197 184V183H196ZM195 184V185H196ZM199 184H201V183H199ZM209 183H207V185H208ZM242 184H243V182H242ZM247 184H248V182H247ZM8 185V184H7ZM29 185V184H28ZM141 185V184H140ZM194 185V186H195ZM225 185V184H224ZM243 185H245V184H243ZM251 185V183L249 184V186ZM35 186V185H34ZM115 186V185H114ZM113 186V187H114ZM120 186V185H119ZM128 186V185H127ZM134 186V185H133ZM150 186V185H149ZM188 186V185H187ZM191 186H193V185H191ZM200 186V185H199ZM206 186V185H205ZM210 186V185H209ZM216 186V185H215ZM227 186V185H226ZM28 187V186H27ZM120 187H122V186H120ZM124 187V186H123ZM122 187V188H123ZM135 187V186H134ZM142 187V186H141ZM140 187V188H141ZM145 187H146V185H145ZM144 187V188H145ZM147 187H148V185H147ZM152 187H153V185H152ZM200 187H202V186H200ZM213 187H214V185L212 184V187H209L210 188V191H209V189H206L208 192H205L208 196L206 197V198H202V200L201 199H199L198 200V203H199V205H198V207L197 208H195L194 209V212H195V210H196V212H197V215L195 214V216L197 217V216H200V217H202V219H203V221L205 222V223H207V222H211V225L212 226H215L214 228H217L216 229V231H215V229H212L213 231H215V233H216V235H218L217 234V230L218 231H221L220 232V234L221 233H223L224 231L228 234V238H230V239H232V238H236L237 240H238V242H240V240L239 239H243L244 241H245V245H246V247L248 246V244H251L250 246H252L251 248H253L254 246H253V243L255 244L257 241L260 243H262V244H260V246L262 245V247L261 248H263L264 247V205H262V204H260V203H258V202H254V201H246V202H243V203H241V204H234V205H225V202L227 201V200H225V202L223 203V202H217V201H215V199L212 197V196H214V195H211L210 194V192L212 191L213 192V190H211V188L213 189ZM224 187V186H223ZM246 187V186H245ZM25 188V187H24ZM35 188V187H34ZM125 188H127V187H125ZM163 188V187H162ZM178 188V187H177ZM189 188V187H188ZM203 188H205V187H203ZM207 188V187H206ZM227 188V187H226ZM244 188V187H243ZM32 189H33V185H32ZM142 190H143V188H141ZM146 189V188H145ZM155 189V188H154ZM157 189V188H156ZM160 189V188H159ZM158 189V190H159ZM169 189V188H168ZM191 189H194V187H191ZM191 189H189V190H191ZM196 189V188H195ZM224 189V188H223ZM228 189V188H227ZM234 189H236L235 191H233ZM246 189V188H245ZM26 190V189H25ZM34 190V189H33ZM122 190V189H121ZM118 191V192H116V193H121L120 195H122L123 193H124V191ZM127 190V189H126ZM137 190H138V188H137ZM136 190V191H137ZM152 190H153V188H152ZM205 190V189H204ZM216 190V189H215ZM229 190V189H228ZM247 190V189H246ZM135 191V189L132 191V193L133 192H136ZM140 191V190H139ZM148 191V190H147ZM154 191V190H153ZM156 191V190H155ZM164 191H165V189H164ZM164 191H163V194H164ZM170 191V190H169ZM193 191V190H192ZM220 191H224V190H220ZM146 192V191H145ZM167 192V191H166ZM174 192V191H173ZM216 192V191H215ZM219 192V191H218ZM229 192V191H228ZM227 192V193H228ZM127 193V192H126ZM126 193H125V195H126ZM151 193V192H150ZM153 193V192H152ZM155 193V192H154ZM162 193V192H161ZM160 193V194H161ZM170 193V192H169ZM182 193V192H181ZM194 193V192H193ZM192 192H191V194H193ZM222 193V192H221ZM167 194V193H166ZM178 194V193H177ZM44 195V194H43ZM42 195V196H43ZM80 195V194H79ZM119 195V196H120ZM128 195V194H127ZM139 195V194H138ZM141 195V194H140ZM145 195V194H144ZM150 196V194L149 193H147V196ZM156 196H158L157 194H155ZM154 195V196H155ZM172 195V194H171ZM170 195V196H171ZM179 195V194H178ZM177 195V196H178ZM185 195H187V197H184L183 196V198L181 197H175L176 199L177 198H180L179 200L177 199V202H176V200H174L175 202L174 203H171V202H173L172 200H171V202H170V204L167 206V204H166V206L167 207H169V209L167 210V215H168V217L167 216H165L166 217V219L167 218H170V219H172V220H179L180 219V221L183 219H186V218H188V216L190 215V213L192 212L191 210L193 209L192 208V206H191V203H192V198L193 197H196V196H193V195H190V196H188L189 194H185ZM228 195V194H227ZM148 196V198H150V200L147 198V200L149 201V203H147V204H150L151 206H148L149 207V209H150V207H154L153 206V204L154 205H156V203H157V205L158 206H156V208H154V210L155 209H158V208H160L161 206H159V203H160V200L156 197L155 199H158V201L157 200H154V201H156V203H153L154 201H152L153 200V198H151L153 195L151 194V197H149ZM163 196V195H162ZM182 196V195H181ZM29 197V196H28ZM118 197V196H117ZM167 199H168V197H169V195H167V196H165ZM27 198V197H26ZM25 198V199H26ZM46 198V197H45ZM45 198H44V200H45ZM121 198V197H120ZM146 198V197H145ZM162 198V197H161ZM160 198V199H161ZM240 199H241V197H239ZM16 199V200H17ZM43 199V198H42ZM117 199V198H116ZM127 199V198H126ZM165 199V198H164ZM163 198H162V200H164ZM194 199V198H193ZM237 199H238V197H237ZM38 200V201H39ZM128 200V199H127ZM146 200V201H147ZM224 200V199H223ZM229 200V199H228ZM248 200V199H247ZM253 200V199H252ZM37 201V202H38ZM133 201H135V199L133 200ZM144 201V200H143ZM245 201V200H244ZM255 201H259V200H255ZM263 201V200H262ZM2 202H4V203H2ZM5 202H12V205H11V207H9V206H6V204H5ZM118 202V201H117ZM137 202V200L135 201V203ZM140 202V201H139ZM164 202V204H165V201H163ZM162 202V203H163ZM194 202V201H193ZM236 202V201H235ZM238 202V201H237ZM36 203V202H35ZM130 203V202H129ZM227 203H229V202H227ZM264 203V202H263ZM106 204V203H105ZM108 204V203H107ZM118 204V203H117ZM131 204H133L132 202L130 203V205ZM194 204V203H193ZM122 207H123V205L122 204H120ZM134 205V204H133ZM136 205V204H135ZM145 205V204H144ZM28 206V205H27ZM45 207V209H44V207ZM127 206H129V204L127 205ZM126 206V207H127ZM139 206V205H138ZM137 205H136V207H138ZM164 206V205H163ZM163 206H162V209L160 208V210H164L163 209ZM49 207V208H48ZM54 207V206H53ZM107 207H108V205H107ZM115 208H116V206H114ZM135 207V206H134ZM145 207V206H144ZM196 207V206H195ZM20 208H22V207H20ZM26 208V207H25ZM89 208V207H88ZM111 208V207H110ZM124 208V207H123ZM130 208H132L133 209V206L131 207L130 206ZM141 208V207H140ZM143 208V207H142ZM53 209H55V208H53ZM108 209V208H107ZM118 209H120L119 207H118ZM125 209V208H124ZM112 210H113V208H112ZM151 210V209H150ZM159 210V211H160ZM121 211H123V210H121ZM62 212V211H61ZM108 212V211H107ZM107 212H105V213H107ZM136 212V211H135ZM147 212V211H146ZM163 212V211H162ZM165 212V211H164ZM113 213V212H112ZM120 213V212H119ZM145 213V212H144ZM148 213V212H147ZM146 213V214H147ZM151 213V212H150ZM150 213H149V215H150ZM160 213V212H159ZM166 213H164V215L166 214ZM53 214V213H52ZM61 214V213H60ZM116 214H117V212H116ZM145 214V215H146ZM152 214V213H151ZM162 214V213H161ZM55 215V214H54ZM111 215V214H110ZM118 215V214H117ZM116 215V216H117ZM142 215V214H141ZM49 216V217H48ZM57 215H55V217H56ZM115 216V217H116ZM191 216H193V214H191ZM53 217V216H52ZM60 217V216H59ZM138 217H140V216H138ZM138 217H137V219H138ZM145 218V217H144ZM143 218V219H144ZM162 218V217H161ZM199 217H197V218H195L194 217V220H193V218H188V219H192L193 220V223L191 222V224L190 225H195V220H197ZM64 219V218H63ZM101 219V218H100ZM149 218H147V216H146V219L145 220H148ZM54 220V219H53ZM69 220V219H68ZM105 220V219H104ZM116 220H117V218H116ZM145 220H142L141 221V217H140V220L138 219V221H140V222H136V223H134L133 221H132V213L129 211V209L126 211V212H124V214H119V217H118V225H117V227H119L120 229H121V231L120 232H122V233H119V234H121V235H119V234H117V235H119L120 237H118L117 235H115V236H113L114 234H112V235H110L109 234V236H105V237H98L97 236V238H98V240H96V241H98V245H97V248H96V255H97V257L99 258V260H104V261H107L106 263H108V262H110L111 264L113 263V262H115L116 264L117 263H120V264H136V261L134 262V260H136V259H134V257H132V255H126V254H124V253H126V251L124 252V253H122V252H120V249L122 248V247H124L123 246V244H125L126 245V247L128 248V247H133V249H134V247H136V245H138V239L140 240V238H139V235H138V233L140 232V230L142 231V230H144L143 228L145 227V230H147L146 228H148L147 227V225L149 224V222L148 221H145ZM154 220H155V218H154ZM156 220H159V219H156ZM169 220V219H168ZM172 220H170V221H172ZM182 220V221H183ZM207 222H206V221ZM58 221V220H57ZM66 221V220H65ZM112 221H114L113 219H112ZM152 221V220H151ZM166 221V220H165ZM186 221H187V219H186ZM189 221V220H188ZM197 221H199V220H197ZM61 222V221H60ZM115 222V221H114ZM145 222H148L146 225H144L145 224ZM173 222V221H172ZM179 221H176V224L178 223ZM190 222V221H189ZM55 223H56V221H55ZM59 223V222H58ZM93 223V222H92ZM101 223V222H100ZM110 223H113V222H110ZM152 223V222H151ZM182 223V222H181ZM184 223H188V222H185V220L183 221V223L182 224H184ZM201 223V222H200ZM204 223V224H205ZM172 224V223H171ZM175 224V225H176ZM179 224V223H178ZM199 223H197V225H198ZM210 223H208L207 225H209ZM159 225V224H158ZM174 225V226H175ZM185 225V224H184ZM184 225H183V227H184ZM188 225V224H187ZM196 225V226H197ZM207 225H206V227H207ZM59 226V225H58ZM68 226V225H67ZM106 226H107V224H106ZM110 226V225H109ZM109 226L107 227V228H109ZM115 226V225H114ZM156 226V224L154 225V227ZM166 226V225H165ZM172 226H173V224H172ZM173 226V227H174ZM178 227L180 226V225H177ZM200 226V225H199ZM57 227V226H56ZM157 227V226H156ZM163 227V229H165V227L164 226H162ZM182 227V226H181ZM181 227H179L180 228V230H179V228H178V230L179 231H181ZM194 227V226H193ZM205 227V228H206ZM175 228V227H174ZM177 228V227H176ZM186 228V226L184 227V229ZM190 228V227H189ZM192 228V227H191ZM203 228V227H202ZM213 228V227H212ZM91 229H92V227H91ZM104 229V228H103ZM112 229V228H111ZM117 229V228H116ZM115 229V230H116ZM153 229H155V228H153ZM162 229V230H163ZM183 229V230H184ZM196 229V228H195ZM197 229H198V227H197ZM196 229V230H197ZM207 229H208V227H207ZM69 230H70V228H69ZM93 230V229H92ZM108 230H110V229H108ZM166 230H167V227H166ZM170 231H172V233H174L175 232V230H172V227L169 229ZM182 230V233H184L185 232V230L183 231ZM57 231V230H56ZM100 231V230H99ZM110 231H114V230H110ZM118 231V230H117ZM168 231V230H167ZM169 231V232H170ZM179 231H177V235H174V239H173V241L175 240V241H177V240H179L181 243L183 242V241H186L187 240V238H186V240H185V237L186 236H188V238H189V236L191 235V233L189 232V231H191V229L190 230H188V232L187 233H190V235H187V233H185V237L182 235V233H181V236H182V238H183V240L181 241V238H179V236L178 235H180V234H178L179 233ZM210 231H211V228H210ZM209 231V232H210ZM168 232V233H169ZM195 232V231H194ZM208 232V231H207ZM224 232V233H225ZM62 233V232H61ZM100 233V232H99ZM103 233V232H102ZM105 233V232H104ZM146 233V232H145ZM166 233V232H165ZM165 233H163V234H165ZM202 233V232H201ZM212 233V232H211ZM96 234V233H95ZM101 234V233H100ZM108 234V233H107ZM161 234V233H160ZM63 235V234H62ZM104 235V234H103ZM148 235V234H147ZM153 235V234H152ZM157 235V234H156ZM169 235H171L170 233H169ZM197 235V234H196ZM226 235V234H225ZM12 236H13V238H12ZM55 236H57L58 237V235H55ZM100 236H102V235H100ZM113 236V237H112ZM117 236V237H116ZM173 236V235H172ZM199 236V235H198ZM207 237L209 236V234L207 233V235H206ZM220 236H222V234L220 235ZM66 237V236H65ZM171 237V236H170ZM210 237L211 236H209L208 238H206V241H209V240H211L210 239ZM217 237V236H216ZM219 237V236H218ZM227 237V236H226ZM232 237V238H231ZM59 238V237H58ZM156 238V237H155ZM159 238V237H158ZM166 238H167V236H166ZM227 238V239H228ZM70 239V238H69ZM167 239H169V238H167ZM208 239V240H207ZM222 238H220V240H221ZM230 239H228V240H230ZM64 240H66V239H64ZM220 240H218L219 242H220ZM223 240V239H222ZM221 240V241H222ZM242 240V241H243ZM59 241H63V240H60L59 239ZM115 241H117L118 243H119V241H121L122 242V247L120 246V244L118 245L117 243V246H115V244L113 243V242H115ZM165 241V240H164ZM174 241V242H175ZM194 241V240H193ZM205 241V242H206ZM71 242V241H70ZM124 242V243H123ZM203 242V241H202ZM223 242H225V241H223ZM231 242V241H230ZM230 242H226L227 243V245H224L225 247L226 246H229L230 247V244H231V247L232 246H234V245H232V243H230ZM232 242H234V241H232ZM237 242V241H236ZM88 243V242H87ZM178 243V242H177ZM186 243V242H185ZM193 243V242H192ZM192 243H189V244H192ZM243 243V242H242ZM241 243V244H242ZM24 244V245H23ZM61 243L59 242V245H60ZM146 244V243H145ZM153 244V243H152ZM175 244V243H174ZM188 244V245H189ZM194 244V243H193ZM192 244V245H193ZM197 244V243H196ZM205 244V243H204ZM234 244V243H233ZM236 244V243H235ZM258 244V243H257ZM63 245V244H62ZM62 245H60L61 247H62ZM151 245V244H150ZM166 245H168V244H166ZM216 245H218V244H216ZM237 245H239L238 243H237ZM245 245H244V247L241 249V250H243V251H241L240 253H241V255H242V257L243 256H248L250 259L252 258V259H256V258H258V259H260V256H262V252L260 253L259 251H261V250H259L258 252L257 251H255L254 250V248L253 249H250L249 247H245ZM59 246V247H60ZM121 248H120V247ZM152 246V245H151ZM153 246H154V244H153ZM159 246V245H158ZM165 246V245H164ZM169 246H173V243H172V241L170 242V244H169ZM178 246V245H177ZM184 246H186L185 244H184ZM183 246V247H184ZM191 246V245H190ZM190 246H186V247H190ZM215 246V245H214ZM223 246V247H224ZM240 246V245H239ZM60 247V248H61ZM118 247L120 248V249H118ZM126 247H124V248H126ZM175 247V246H174ZM182 247V246H181ZM193 247V246H192ZM191 247V248H192ZM219 247V246H218ZM224 247V248H225ZM236 247V246H235ZM256 247V246H255ZM8 248V249H9ZM156 248V247H155ZM160 248V247H159ZM194 248V247H193ZM222 248V245H221V247H220V249ZM7 249V250H8ZM57 249H59V248H57ZM129 249V248H128ZM128 249H126V250H128ZM185 249H187V248H185ZM190 249V248H189ZM207 248H205V249H203V250H206ZM209 249V248H208ZM216 249V248H215ZM229 249V248H228ZM230 249H232V248H230ZM244 249H246L245 251H244ZM247 249H250V251L251 252H249V253H247ZM264 249V248H263ZM6 250V249H5ZM29 250V249H28ZM39 252H38V251ZM71 250V249H70ZM125 250V249H124ZM172 251H173V249H171ZM221 250H223V254H224V249H221ZM58 251H61V250H58ZM155 251H156V249H155ZM171 251V252H172ZM175 251H176V249H175ZM226 251L228 252V250L226 249ZM225 251V252H226ZM230 251H232V250H230ZM249 251V250H248ZM30 252V251H29ZM62 252V251H61ZM128 252V251H127ZM165 252H167V251H165ZM170 252V253H171ZM189 252V251H188ZM218 252H220V254L222 255V251H218ZM225 253V255L226 254H228V253ZM237 252H238V250H237ZM31 253V252H30ZM47 253H49V252H47ZM51 253V252H50ZM52 253H54V252H52ZM145 253V252H144ZM159 253H161V252H159ZM169 253V252H168ZM213 253V252H212ZM232 253V252H231ZM257 253H259L260 255H258ZM12 254V253H11ZM24 254H25V252H24ZM128 254V253H127ZM133 254V253H132ZM150 253H148L147 254V256L149 255ZM164 254V253H163ZM172 255L174 254V253H171ZM211 254V253H210ZM214 254V253H213ZM234 254H235V252H234ZM233 254V255H234ZM32 255V256H33ZM60 255H61V253H60ZM95 255V256H96ZM145 255V254H144ZM165 255V254H164ZM229 255V254H228ZM227 255V256H228ZM233 255H231V257L233 256ZM237 255V254H236ZM27 256V255H26ZM29 256V255H28ZM41 256H39V257H41ZM135 256V255H134ZM163 256V255H162ZM179 256V255H178ZM182 256V255H181ZM222 256H224V255H222ZM227 256L225 257V258H227ZM46 257H48V256H46ZM68 257V256H67ZM218 257V256H217ZM230 257V258H231ZM234 257V256H233ZM242 257H241V259H242ZM262 257H264V252H263V256ZM171 258V257H170ZM210 258V257H209ZM230 258H229V261H230ZM235 258V257H234ZM233 258V259H234ZM238 258H240V257H238ZM0 259H2V258H0ZM16 259V258H15ZM20 259V258H19ZM26 259V258H25ZM37 259H40V258H37ZM50 259V258H49ZM151 259V258H150ZM224 259V258H223ZM243 259H244V257H243ZM249 259V260H250ZM3 260H5V259H3ZM13 260V259H12ZM31 260V259H30ZM35 260V262H36V259H34ZM40 260H42V259H40ZM39 260V261H40ZM94 260V259H93ZM97 260V259H96ZM98 260V261H99ZM235 260V259H234ZM247 260V259H246ZM18 261V260H17ZM103 261V262H104ZM152 261V260H151ZM183 261V260H182ZM220 261H222V260H220ZM232 261V260H231ZM230 261V262H231ZM235 261H237V260H235ZM240 261H242V260H240ZM252 261V260H251ZM254 261V260H253ZM256 261V260H255ZM4 263L5 261H0V263ZM32 262H33V260H32ZM134 262V263H133ZM223 262V261H222ZM226 262V261H225ZM228 262V261H227ZM247 262V261H246ZM1 263V264H2ZM7 263H9V262H7ZM10 263H11V261H10ZM22 263V262H21ZM25 263V262H24ZM29 264H30V261L28 262ZM40 263V262H39ZM46 263V262H45ZM106 263H104V264H106ZM162 263H164V262H162ZM162 263H160V264H162ZM176 263V262H175ZM243 263V262H242ZM248 263V262H247ZM246 263V264H247ZM264 263V262H263ZM109 264V263H108ZM140 264V263H139ZM189 264V263H188ZM258 264V263H257Z\"/></svg>",
    "mask_w": 264,
    "mask_h": 264
}]
</instances>
